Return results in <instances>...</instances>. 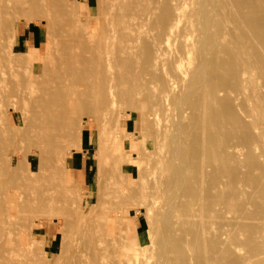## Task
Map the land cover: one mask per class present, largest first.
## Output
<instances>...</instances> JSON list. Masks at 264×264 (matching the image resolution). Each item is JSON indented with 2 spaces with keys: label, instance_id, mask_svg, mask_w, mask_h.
<instances>
[{
  "label": "rangeland",
  "instance_id": "1",
  "mask_svg": "<svg viewBox=\"0 0 264 264\" xmlns=\"http://www.w3.org/2000/svg\"><path fill=\"white\" fill-rule=\"evenodd\" d=\"M149 1L151 2V3L149 2V4H151V5L155 4L154 0H149ZM192 1L193 0H191V1L187 0L186 1L187 2V10L196 8L197 0H194L193 3H192ZM129 2H131V0ZM161 2L162 3H160V4H162V5L165 4L164 1H161ZM188 3H189V5H188ZM79 4H80V6L77 9L78 14L76 12L77 15H75V13L72 14L74 16H71V15L69 16L68 15V17L66 19L69 20V18L72 17L73 20H72V18L70 19L72 21L71 23H73L72 26L74 28V25L76 24V26H77L76 30L78 31V30H80L81 23L85 25L86 22H84V21H87L86 24L88 25V22H89L88 18L89 17L95 18V19H97V25L95 27V30H94L93 34L95 36H98L99 34H102L103 30H104V27H103L104 23H98L99 14H98V11H97V8H98L97 3L93 2V1H88V0H79ZM160 4H159V8L160 7L162 8V6ZM193 7H195V8H193ZM133 10H134V12H136L135 9H133ZM159 10L160 9L157 10V14H158ZM130 13H132V14H130ZM136 13H138V12H136ZM129 14H130L129 20L130 19L132 20V17H134L133 18V20H134L138 16L137 14L133 13V11L130 12V10H129ZM220 14H222V13H220ZM135 15H137V16H135ZM75 16L76 17L79 16L78 19H76ZM74 19L76 21H74ZM79 19H80V23H79V21H77ZM184 19H186V17L183 18V22H184ZM74 22H77V23H74ZM181 24H183V23L181 22ZM87 25H85V27H87ZM7 28H6V32H4V40L2 41V45H1V48H0V78H1L0 79V86H1V89H3V87H4V90H2L1 103H0V105H2V107L0 106V108H1L0 109V119H1L0 120V122H1L0 125L2 126V127L0 126V130H1L0 134L2 133L1 136H0V142H2V143H0V148L3 150L2 153L4 155L3 157H4L5 161L11 159V157H13L14 155L17 154V160L20 161L21 158H22V161L24 162V164H23V162H21V164H19L18 161H15L13 163V165H12V168L14 169V173H10L9 172V174L1 175L0 176V181L3 184H5L4 186H6L5 187L6 189H10V187H11V189L13 188L12 191H14L13 193L15 195H18L19 192L21 194L24 193V195L26 193V194H29V197L31 199H34V201H30L29 202L30 207H31V209H30L31 210V214H29L30 210L28 211V209H29V207H28V209H22V211L19 210V211L15 212L13 214L15 218L12 216L13 219L11 218L10 223L0 221V226H1L0 228H2V229L4 228L3 230H5V232L7 230V232H9V237H11V238H9L10 240L8 239L9 242H6V243H8V246H9V247L7 246V249L11 250V255H13L15 257V259H17V263L18 264H132V262L134 264H161V262H162V264H189L190 261H191L190 264H196V262L199 261L198 256H200V254L197 256L196 255L197 252H195V250H196L197 246L200 245V247L198 246L199 247L198 251L200 252L201 244L203 245L205 243V241L208 240V237H209V236H206L207 233H205V232H209L211 237H212L211 234L213 232H214V234L216 233V235H215L216 237L219 234H220L221 237H222V235H224L223 241H221L222 238L219 239L220 236L217 237L218 240L215 237V240L213 242H215V241L218 242L219 241L218 243L215 242L216 244L214 243L217 247L214 246V244H211L212 240L214 239V236L212 238H209V240L211 239L209 241V242H211L210 246H208L209 245L208 241H207L208 242L207 245L205 243V246H203V248L208 249V251L211 254L215 253V249H216V253L213 254V255H214V257L216 256V254H218V256L220 255V257L217 256L218 257L217 259H220V260L222 259L221 261H223L224 258L226 257V259H225L226 262L225 261H224L225 263L221 262L222 264H230V263L231 264H239V263L240 264H243V263L244 264H249V263L250 264H264V224H263L264 219H263V222L259 221V219H260L259 216H261L262 212H264V211L261 210V209H258L257 206H256L257 208L256 207H252V205L250 206V204H252L254 202L259 203L257 201H254L255 199H257L255 196H258L259 193H260V191H259V193L257 191V189H259V186H258L257 189H255L257 191L258 195H257L256 192H253L252 195H254L255 193L256 194H255V196H252L251 193H252V190H254L253 188L255 186L257 187L256 184L257 183L260 184L259 183V178L260 179L262 178V177L257 176V175L258 174L261 175V173H262L261 171H263V170H261L259 172V170L264 167V166L262 167V163L264 161V157H263L264 156L263 155L264 154V150L261 147L258 148L259 146L250 147L246 142L245 143L247 145L243 142L245 140L244 139L245 136L242 137V135H244L243 132L245 133V131L243 130V127L245 128V130H248V132L246 131L247 134L248 133L251 134L253 132V131H251V128L254 129V127H253L254 125L252 126V124H251L252 121H251L250 124H251L252 127L250 128V126H249L250 124L248 125V123H249L248 121L250 119L251 120H253V119L251 117H249V119H247L248 116L245 117L244 111L241 112L242 108H243L242 104L244 103V101L242 99L243 98L242 91H240L239 87L237 88L239 90L238 91L239 95L241 94L240 95V99H239V97H237L238 94L236 92H235L236 94L234 93V91H236V90L233 87L230 86V83H232V81L234 82L235 78L232 77L233 75L229 77V75H231V70L228 71V72L225 71V69L226 70L228 69L226 64H225V61H224L226 58H227L226 60L228 61L227 62L228 65L230 66L231 69H233L232 68L233 67L232 66L233 65V63H232L233 60L230 57L231 53L226 52L228 47H227V45L224 46L226 43H224V44H223V42L219 43L220 40H215L213 44H216V45H212V47L215 50L214 53H215V56L217 57V59L221 58L223 60L224 66L221 65L222 63L220 65L223 66L224 68L221 67V69H219L218 68L219 65L218 66L216 65V67L213 65V64H217V62H216L217 59L215 60V58H214L215 56H214L213 50H212L213 48L210 45L209 46L211 48H209V46H207L208 48L206 47L204 49L203 48L201 49V47L199 46V43L197 44L196 42H195L196 43L195 47L192 48V50L193 49L197 50V48L199 47L198 51L200 53L198 51H196V52H198L197 55H196L195 51H192V52L190 51V54L188 56H190V59L193 62L190 63L189 61H191V60L189 59V57H186L187 59H184L185 61L183 60L184 61L183 62V66L187 67L186 66V61H187L190 64H192V63L194 64V62H195V65L198 64V66H200L199 68L202 71H204L202 68H204V67L206 68L205 69L206 75H205V77H203V81H200V84L198 83L199 85H195L196 88L198 87L200 89L199 90L200 93H197L198 89H196V93L198 95L200 94L202 96L199 95L200 97L199 96H198L199 98L197 97L199 100L196 99L194 101H197V100H198V102L200 101L199 103H200V106L202 105L201 107H203L204 104L202 102L205 99H206L205 104L208 101L207 95L206 96L203 95V94L206 93L203 90H206L205 88H207V86L204 88L203 85H206L208 82H212V80H215L213 82H215V84L216 83L218 84V82L220 80L219 78H218L219 80L216 78L218 81L216 79H211V78H209L208 75H211L214 78H215L214 74H216V77H219L218 75H222L220 78L222 79L221 81H223V82L221 84L220 83L221 81H220L219 84H221V86L218 84L217 88L220 86L223 90H221V88L219 87L220 91L217 93V95L219 93L220 94H219L218 97L216 95V98H215L216 100L218 99L217 100L218 101V103H217L218 105H215L216 102H217L216 101L215 103H213L214 106L215 107L218 106L217 110H219V108H220V109H224V110L226 109L225 111H228L226 105H228V104H229V106L232 105V103L230 104V102H232V101L228 102V100H232L231 97L236 96L237 99H236V97L233 98V100L236 99V103H235V101H233V102H234V104H238V105L237 106H233L234 105L233 104L232 106L236 107V110H237L238 107L242 106V108H241V111H240L239 108H238V111H235V109L232 106H230V109H234V113H232L233 111L230 110L226 114L227 117L224 116V114L226 112L224 110H221V112L222 111L225 112V113L222 114L224 116L223 118L227 119V120H225L226 123L224 121H222L223 119L222 120L220 119L221 120V126H222V124L225 123L227 125L226 126L227 128H228V126L229 127L231 126L232 128H231V130H229L230 128L227 129L226 127H224L223 131H221L220 134H221V137L223 139V137L226 138V136H225L226 135V133H225L226 131L227 132L229 131L230 134L234 133V135H231L234 138H231L230 136H228V135H230L229 133H227V136H228V139H230V138L233 139L236 142V144L233 142V140L230 141L231 139L227 140L226 142H224L225 141L224 140L223 142L226 144L228 141H230L231 145L234 144V146L238 145L237 143H239V146H242L243 143H244V145L241 148H244L245 151H247V153L245 151H243V152H245V154H244L241 151V148L238 146V147H236V149L232 148L230 150L231 152L230 151H229V153L226 152L225 154H223L224 156L221 157L222 154H219L220 151H218L217 150L218 147H216L217 143H221V142H219L220 140L217 142L216 141L217 139H215L216 137L217 138L219 137V133H218L219 130L218 129L222 130V127H223L222 126L220 128V125L218 124V123H220V120L217 117H219V115H220V118H221V114L218 113L219 111H217L216 108L213 107V105H212V107H210L211 109L208 108L210 106V104H212V103H209L208 104L209 106H206L208 110L206 108H203V109L206 110V112H204L205 111L204 110L201 113V107H199L198 105H196V106L199 107L198 110L200 112L198 110H195L194 109L195 108L194 104L195 103L199 104L198 102H195V103L193 102V99L196 98L195 93H193L195 95L194 98L192 97L193 94L190 95L191 98H193L192 99L193 104L191 102V105H193L192 108H189V107L187 108L186 107V106H188V104L186 105L187 101H184V102L180 101V95H183V97H184V98H182V96H181V100L182 99L185 100V96L187 97V95L185 94V90H187V89H184L183 87L187 88V85H189V83L188 84L186 83L185 85H183L185 82L183 83V82L180 81L181 82L180 83L179 81H176L177 79L176 80L174 79L175 78L174 74H172L173 76H171V74L169 75V73L172 72V67H170V65H172V64L170 62H168L171 59L170 56H172L174 51H175V53H178V52H176L177 50L179 51V49H178V48H180L179 47L180 44L178 46V43L180 41L179 39H177L178 41H173V40H176V39H173V40H171L173 42H171V43L169 42L170 45L167 44V47L164 46L165 48H163V53H164L165 56L162 53L163 56H161V57L163 59L159 60V65L158 66L162 65L160 63V61H162V63H165V61L168 60L165 64H163V65H166V66H167V63L170 64V65L168 64L167 67H169V68L166 70L168 75L171 76V77H174L173 78V80L175 82L174 85L180 83L181 87L183 86L182 87L183 89H181L180 84L176 85L175 86L176 88L174 87L176 90L173 89L174 91H177L175 93L172 90V92L174 93V95L176 97L172 94V92L170 93V95L172 94L175 97L174 98L175 100H177V98L179 97V102L180 103L182 102V106L184 104L185 105L183 107H181V104L178 102V100L175 101V103H173L174 99L173 98H172L173 100L171 99V97H173V96H169V103L172 106L171 110H169V111H171L172 113L171 112H167V113H170L169 116L167 115V113H166V115H165V113L163 115L160 114V116L162 118V122H163V125H164L163 127L165 129H168V126H169L170 129H168L169 130L168 132H167V130H165V132L162 131V132H164L162 135H165L164 138H162L163 137L162 135H161L162 137H160V135L157 137L158 133L157 134L155 133V132H158V130L156 129V125L152 126V124H153L152 120L150 122H149V120H147V115H146L147 114V109H145L147 107L142 102L144 97H146V93H143V92H145L147 90V88H149L151 90L152 85H150L148 87V84L151 83L150 80L154 79V78L149 79L150 76H151V75H149L151 73V72L149 73V71H151L152 68H153L152 69V74L153 73L154 74L155 73L158 74V75L155 74L154 77L158 76L157 81H159V84L161 83V80H164L165 82L162 81V83L166 84L167 75H166V77L164 79L161 78V77H164L165 73H166V72H164V74H163V70L161 71V68H163L165 70L166 66H163V67L156 66L154 68L152 65H149L150 63L148 64V60L145 59L142 56V54H141V53L144 52L143 55L145 54V57L147 56V53H146L147 52V48L142 46V43H141L142 41H143V43L145 41L144 38L146 37V31H148L147 29L149 28V27L148 28L146 27L147 29H146V31H144L145 32V36H143V38H142V34H144V32H142L141 38L139 39V41L142 40V39L143 40L140 41V43H138V45L141 44L142 47L139 45L140 47L136 46L138 49H136V47H130V49H129V52H132L131 48H133V50H135V52L137 51V53L139 51V55L142 56L143 60L144 59L146 60V62H144L142 64L143 65L146 64V65L145 66H141L142 65L141 63H140L141 65L140 64H136L137 67H140L141 71H139L138 70L139 68L136 67V69H135L136 73L134 71H133V73H131L132 70L136 66L135 63H137V62H135V61L139 60L138 63L142 62V60L140 61V59H142V58L139 57V55H137V53H136L137 57L135 56V59L133 57V59L135 60V61L134 60L133 61L135 63H130V64H133V65H131L130 69L132 68V66L134 68L131 69V71H129L130 69L128 70L127 68H125V70L127 69L132 75L133 74H138V76H137L138 79H140L142 76L144 77V75L147 77V73H149L148 74L149 78L148 77L147 78L144 77L147 80L149 79L150 83L147 80H145L148 83V84H146L147 86L145 85V83H146L145 81H144L145 83L142 82L144 78L140 79V80H142L141 81L142 83H140V84H143L144 87L146 86L147 87V88L145 87L146 90H145V88L143 86L140 87L141 85L138 86V84L135 83L138 79H136L133 82H131V83H133V85L129 82L132 86L136 85V87L142 88L140 90V92L142 93L141 95H143V96H141L143 99H140L141 103L138 102V104H140V106H137V103H134L132 101V99H133V100H135V102H137L139 100V98H141L140 97V93L136 94L139 91V90L137 91V89H136V92H134V93L136 95H139L138 96L139 98H137V96L135 94L134 95L136 97H133L134 95L132 96L131 95L132 93H130V92H129V94H130L129 97H127L126 96V91H125L127 88H124L125 86H123V88L125 90H122V91L125 92V96L126 97H123L124 94H121V95H123L122 96L123 100H122V97L120 96V89L122 88V84L123 83H120L122 81V79H121V81L119 80L120 78L118 76V73L120 72V69H122L124 65L119 64V62L116 63L119 66H117L115 64L112 65L110 70H112L111 72L115 73V77L117 78V79L116 78L115 79L119 80V81H116L114 79L116 81L114 86L118 85L117 86V91L118 92L114 91L116 86L113 88V92H114V95L117 94L116 97H118V93H119V97L121 98L119 100H118V98H116L118 100V101L116 100L118 102V105L119 104L120 105L118 106L117 103L115 104L114 112L111 111L113 113V116H112V113L110 112V109L108 107H100V108H98V106H100V105L103 106V105H107L108 104V96L105 97V99H104V96H106V95H104L103 97H98V99L96 98L97 101H96V99H92V100H94V103H93V101H91L90 104H92V103L93 104H92V107H89V108H93L92 110H94V106H95V110L93 112H91L92 111L91 109H89L90 110L89 111L88 108H87V110L84 111L85 108H83V109L81 108V110H79V112H81V113L78 112V114H77L78 117L76 116V123L75 124L72 123L69 118L61 117L60 122L63 123V128H65L67 126L66 124H70L71 126H75V128L71 131V134H69L71 136L64 142V145H59L58 147H51L50 149L47 150L46 153L43 154V156H42L43 158H40V156L37 153H34L35 145L33 144V141L30 140V138L33 136L32 128H31L32 116H31V113L28 110L29 108L24 105V103L22 102L23 100L21 98H23V93H24L25 90H27L26 89L27 86H28L29 89H31V87H33V82L31 80H29L28 77L25 74L26 71H28V69L33 66L32 64L36 63V61L34 59H39L38 60L39 64L43 63V65H47V66L51 67L53 65L55 56H56V58L59 56V53L57 51V49L59 47L58 46L59 38L53 33L51 28L48 29L46 27V19L45 18L37 19V17H35V16L31 17L30 15L27 18L18 16V15H13V17L11 19V22L9 23ZM26 29L28 30V33H30L31 41L28 40V37H27V35L25 33ZM47 30H48L49 33L47 32ZM5 33H6V35H5ZM97 33H99V34H97ZM194 34H196V35H194ZM190 35L191 36L193 35V38L192 37L191 38L188 37L190 39L189 40L190 42H192L191 41L192 39H195V41H197L199 35H198V32L196 30H195L194 33L191 32L189 34V36ZM228 37H229V35L226 36L227 39H228ZM117 40H119V41H117ZM116 41L117 42H115V43H118V44H120V42H121L120 39H116ZM221 43L223 44L224 49H223V47H221L222 46V45H220ZM130 44L131 43H129V46H131ZM217 44H218V46L220 48L218 47L216 49L215 46H217ZM116 46H119V45L116 44ZM52 47H54V48H52ZM49 49H50V51H49ZM139 49L141 51H143V50L144 51L141 52ZM167 49H168V51H167ZM206 49H207V51H206ZM208 49L212 50V51L211 50L210 51L212 52V55L214 56L211 59V63L212 62H214V63L211 64V65H213L215 70L218 68V70H216V71H219V73L218 72H216V73L213 72L214 73L213 74L212 71H215V70L211 69L213 67L210 68L211 70L208 67V66H210L209 65L210 61L208 62V60L205 59V58H207L209 56H212V55H208V54H211V52ZM218 49L220 50V53L217 52V51H219ZM114 50H115V47H114ZM145 50H146V52H145ZM223 50H224V52H223ZM54 52H55V54H54ZM204 52H205V55H203ZM17 53L19 54V56L17 55ZM30 53H31V55H30ZM200 54H201V56H199ZM132 55L134 56V52L129 53V56L132 57ZM138 57H139V59H138ZM201 57H202V59L199 60ZM228 57H230V58H228ZM168 58H170V59H168ZM209 58H211V57H209ZM136 59H138V60H136ZM202 60L205 61V63ZM222 60H220V61H222ZM130 62H132V61H130ZM229 63L232 64V65H230ZM130 64H128V67H129ZM147 64H148L149 67H151L150 70L148 69V67H146ZM126 67H127V65H126ZM207 67H208V69H207ZM41 68L42 67H40V70L43 69V68L42 69ZM116 68H118V69H116ZM113 69H114V71H113ZM144 69L146 70V72H145ZM116 70H117V72H116ZM147 70H148V72H147ZM153 70H156V72H153ZM122 71H124V69ZM208 71H209V73L211 72V74H208ZM140 72L141 73L144 72L146 74L143 73L142 76H141ZM196 72H197V70H196ZM196 72H194L195 73L194 77H196V76L199 77L198 74L196 75ZM199 73L201 74L202 72L199 71ZM224 73H225V75H226V73H228V78H232L233 79V80L231 79L232 81L230 83L228 82L230 79L226 78ZM131 74L129 75V77L131 76ZM131 77L129 79H131ZM134 77L136 78V75L135 76L133 75L132 78L135 79ZM204 78H205V80L207 82L204 81ZM225 78H226V80H225ZM23 80H26V81H23ZM155 80H154V82H156ZM258 80H259L258 85L262 86L261 88L263 89L264 88L263 87L264 86V75H260L258 77ZM10 81L13 82V84ZM130 81H132V80H130ZM23 82L25 83V87H24V83ZM118 82L120 83V85H119ZM138 82H140V81H138ZM205 82H206V84H205ZM256 82H257V80H256ZM21 83L23 84V86H22ZM223 83H225L224 86H223ZM125 84H127V82H125ZM154 84H153V87L157 86V88H156L157 92L155 91V88H152V91H154L157 94V93L160 92L159 87H161L160 86L161 84L159 86H158V82H156ZM232 84H231L232 86H235V82L232 83ZM131 85H129V86H131ZM228 85L231 87V89L233 88L231 91H229L230 89H227L229 87ZM21 86H22V89L24 88L23 90L20 88ZM129 86H127V87H129ZM166 86H164V87H166ZM178 86L180 87V89H179ZM130 88H128V89L130 90ZM163 88L161 87V91H162ZM149 89L147 90V92H149ZM183 90H184V92L182 94L181 91H183ZM11 91L13 92V95H12ZM122 91H121V93H124ZM152 91H151V93H152ZM225 91H226V93H225ZM14 93H17L18 96H17V94H14ZM221 93L222 94L224 93V95H222ZM225 94L226 95L229 94V98L226 97ZM150 95L151 94H149L148 96H150ZM153 95H154V93H153ZM5 96H7V97H5ZM219 97L220 98L224 97L225 100H227L226 102H221V105L223 106V108H221L222 106H219L220 105V101H219L220 98ZM100 98H103L102 101L104 102V104L102 103V101H100L101 104L98 102ZM124 98L127 99V101L131 100L130 101L131 103L129 102L130 104H128L127 102H125ZM135 98H137L138 100L135 99ZM191 98L188 101L189 103L191 101ZM222 98H221V101L224 100ZM238 99L241 101V103H240V101H238ZM209 100H210V98H209ZM143 101L145 102V104H147V99L146 98ZM13 103L15 104L16 107H14ZM224 103H226V104H224ZM172 104H175V105H172ZM176 104H177V106H176ZM178 105H180L179 106L180 109L182 108L181 110H179V108H177ZM13 107L17 111V114L15 113V115L12 117V115H11L12 113L11 112L13 111V109H12ZM175 108H176V110H175ZM184 108H185V110H186V108L188 109V111L186 110L187 113L185 112ZM26 109H27V111H25ZM191 109H194L193 113L195 112L194 115L197 116V118H196V116L192 117L194 119V121L196 122V124L194 123L195 126L197 125L196 129H197V127L199 128L200 125H203L206 122L205 124L207 126L205 124L204 125L206 127L212 126L213 130H211V131L215 132V130H214L215 127L214 126L216 125V122L218 121V123L216 125L217 126V128H216L217 132L213 133V134H210L211 136L213 135V137H214V135L215 136L217 135L214 138L215 140L210 135H207V134L211 133V131H210V129H212L211 127L209 128L210 132L208 131L209 133H205V134H204V132L206 131L205 126H204L205 131H202V126L200 127L201 129L199 131L200 132L202 131L201 133H199V131L197 129V132L199 134H202V133L204 134V138H203V134H202V136L200 135V137L203 138L204 142L206 141V143H205L206 146L202 145L203 142L201 144V141H202L201 139L202 138L200 139L198 133L194 131L195 129L192 130L193 128H191L192 127L191 122H193V119L191 120V118H190L193 115L191 113V111H192ZM213 109H215L216 112H214ZM3 110H5V111H3ZM182 110H184L183 111L184 114L181 113L183 116L180 115L178 117V114H180V112ZM197 111L199 112V115L197 114L198 113ZM208 111H210V112H208ZM173 112H174V114H173ZM230 112L232 114H235V113L238 112L239 114L237 113V115L236 114L235 115L237 117L240 115V117L235 118L236 116H234L232 114H231V116H229ZM185 113H186V115H185ZM188 113H190V114H188ZM214 113H218L219 114V115H217V117L213 116L214 118H217L216 122H215L214 118L208 117V116L214 115ZM118 114L119 115L121 114V116L119 117ZM172 114L174 116L173 119H172L173 116H171ZM200 114H201V116H200ZM203 114L204 115L206 114L205 119H206V117H208V118H207V120H205V122H202V124H201V121H200V119L198 120V118H200V117L204 118ZM207 114H209V115H207ZM241 114H243L244 117L241 116ZM184 115L187 118L186 117L184 118ZM256 116H258V120H259V118H261L262 115L258 114ZM150 117L152 118V116H150ZM165 117H167L166 120L168 119V117L171 120L170 121L167 120V123H165L166 122V120L164 119ZM241 117H243V119H241L240 121L243 120L244 123L243 122L242 123L245 126L239 125L241 123V122L239 123V119ZM115 118L116 119L119 118L121 120V127L120 128H117V126H115V123H116ZM182 118L185 119V122H184L185 125L183 124L184 120ZM209 118H211V121L214 119L213 120V123L215 122L214 125L208 124V122L211 123L210 121H208ZM188 119H190L191 127H189L190 124H186V123H189ZM181 121H182V123H181ZM198 121L200 123L199 126H198ZM202 121H204V120H202ZM81 123H82L83 127L80 130V128H77V126L79 127V125ZM25 124H27V125H25ZM165 124H167V127H165ZM28 125H30V126H28ZM186 125H188V126H186ZM208 125H210V126H208ZM225 128L227 129L226 131H225ZM173 129H175V130H173ZM77 131L80 134V136L78 135V137L76 136L77 135ZM172 131H174V132H172ZM175 131H177V134H176ZM11 133H14V134H11ZM153 133H155V136H154ZM159 134H161V133H159ZM206 135L209 136L210 139L212 138V140L216 141V143L214 141H211L209 138L207 139V137L205 138ZM178 137H179V140H178ZM241 137H242V139H244V140H240V141H242V145H240V141H239V139H241ZM173 138H175V139H173ZM184 138L187 139V140H185ZM218 139H220V138H218ZM11 140H13V141H11ZM172 140H173V144L174 145L171 143ZM237 140H238V142H237ZM155 141L158 142V143L155 144L156 143ZM208 141L210 143H212V144L215 143V146L212 145L213 147L211 148V145L207 144ZM12 142H13V144H12ZM189 142H191L192 145H195L196 147L191 146L189 144ZM193 142H194V144H193ZM223 142H222V145H224ZM18 143H20V144L18 145ZM107 144H108V147L106 146ZM182 144H183V146H182ZM188 144L192 147V149L194 148L193 151L194 150L197 151L198 149H199V151L201 150L202 153L200 152V154H199V151L197 152V155H198L197 157L198 158H199V155L202 156L203 154H205V153H203L204 149L202 148V146H205L207 148L208 145H209L210 147H208V149L211 151V156L214 153L213 156H212L213 157V161L210 160L211 162H209V163L213 162L212 164L218 165V163H214L216 158H217L216 162L219 161L218 158H221V159L224 158L225 159V162H224L225 164L221 162L223 160L222 159L221 161H219V163L221 162L220 167H223V169H225V170L227 169L226 170L227 172L229 171L228 173L225 171L226 175L228 174L229 177L226 176V175H223V171L224 170L221 169L222 173H218V174H221L222 176H224V178H226V180L223 179V177L221 175L217 174V172H216L217 170L215 171L216 167L214 165H212V164H210V165L204 164V167H206V169H203L204 167L202 166V171H197V168L195 169V166L197 164H199L198 162H200L201 159H202V162H205L203 160V158L204 159L206 157L208 158L210 152H209L208 149L205 148L204 152H206V153L209 152V153L207 154V156L203 155L202 156L203 158L201 157V159H198L199 161L196 162V164H195V161L193 162V160L196 159V157H195L196 155H194V153H196V152L191 151V152H193V156L194 157L191 154L190 155L192 157L189 156L188 154L190 152H188V150H189ZM222 145L220 146V149H223ZM17 146H18V148H17ZM109 146H111V147H109ZM173 146H176L177 148L176 147L173 148ZM244 146H246V148ZM183 147H185V149H183ZM186 148H187V150H186ZM17 149H18V151H15ZM177 149H179L178 152L179 151L181 152L182 149L187 151V152H185V156H183V154H184L183 151L180 153L182 155L181 156L176 151ZM237 149L238 150L240 149L239 152L241 153V155L239 153V156L242 157V159H243V157L246 154L247 155L249 154L246 157L251 156L249 158H252V161L251 160H249V161L251 162L252 166L256 164L255 166H253L254 169H257L256 171L255 170L253 171V172H256V174H255L256 176L255 175L252 176V174H251L252 171L247 170V168L250 166V164H249V166L247 164L249 162L248 161L249 158L246 159L248 162L247 161L245 162V158H244V163L240 162L241 164H245L244 166L239 164V161L243 162V160H241V158L239 156H236V155H238V154H236L238 152ZM244 149H242V150H244ZM98 150L101 151V155L100 156L98 155V153H99ZM173 150H174L175 153L173 152ZM216 150L218 152H216ZM232 150H233V153H235L236 155L233 156ZM252 150H253V152H252ZM29 151H33V153H34V154H32V167H31V169H28V167H27V165L25 163V160L23 159L24 158L23 154H25L26 152L29 153ZM108 152H109V154H108ZM110 152H111L112 155L110 154ZM113 153H115V155L116 154L117 155L115 156ZM165 153H167V154H165ZM168 153H169V156H168ZM173 153L174 154L178 153V155L181 158L182 157L183 158L186 157V159L188 158L187 159L188 161H186L185 158L184 159L182 158L185 161V163L182 161L183 165L184 166L186 165V167L188 166L189 168L192 166L190 168V170L193 171L195 169L196 171L194 170L195 171V172L193 171L194 173H197V172L200 173L201 172L199 174V175H201V174H203L205 172L204 173L205 175L204 174L203 175H204V178H206V180L204 179V181H207V182H204L202 180L201 183H203V182L204 183H203V185L201 184V186L199 185L200 187L198 186L199 189L196 186L197 185L196 178H198V184H199L200 183L199 180L203 179V177L202 178L197 177L198 173L195 174L196 178L193 181V182L196 181L195 182V184H196L195 186H193L194 183L191 185L192 182L190 184L187 183L186 181H185L186 182L185 184L183 183V185H185V186L187 184V186L189 185V187L190 186L196 187V189L193 188L192 191H191L192 193H194L196 191L195 192L196 195L192 194V195H194L193 196L194 198L197 195H198L197 197H199V198H201V197L204 198L202 195L205 194V196H206L207 194L205 192H207V191L208 192L209 191L213 192L212 197L216 196V194H218V196H216V197H218L219 200H220V197H221L222 200H220V201L222 203L218 202V206L215 205V204H217L216 202L215 203L213 201L208 202V203H212L213 202L214 204L213 203L212 204H213V206L215 205L214 207H216V208H214L211 205H210L211 206L210 208H209V205H208V207L205 206V207H207V209H211L212 207L214 209H217V210L213 211V214L215 212L214 221L211 222V219H213V217L212 218L209 217V215L210 216L212 215L211 213H209L207 215L208 211L204 212L206 210L205 207H204L205 210L201 209L202 208L201 205L204 204L205 201L202 203L201 199L200 200L198 199V202L195 201V203H193L194 202L193 200H195L196 198L193 199V200L191 198V201H193V202H191L193 206L190 204L189 196L190 197L192 196L190 191L186 193V191L188 190L187 186L183 187V186H181V184H179V180H178V177H177L178 173L176 174L177 178L174 176V173H176L177 170H176V172H174V169L172 171V168L178 169L179 163H180V161H176L175 162V160H179L180 157L177 155L178 158L177 157L173 158V155H174ZM253 153H255V154H253ZM120 154H123V155L125 154V156H123V155L120 156ZM171 154H172V158H173L174 161H170L171 160V157H170ZM215 154L216 155L219 154V155H217V157H216ZM242 154H243V156H242ZM58 156L63 158V159H61L62 163H60V164L57 163ZM166 156H168V157L166 158ZM187 156H189V157H191L193 159L192 162L190 160L191 158H189ZM232 156L233 157L236 156V161H234L235 158L233 159ZM18 157H20V159H18ZM120 157H122V158H120ZM161 157H162V159H161ZM214 157H216V158H214ZM115 158H116V163H118V164L115 163L118 166V170L116 168V165H113L114 162H115ZM207 158L205 159V160H207L205 163H208L209 159H207ZM163 159H164V161H163ZM167 159H170V160H168V162H166ZM210 159H211V157H210ZM254 160H255V162H254L255 164L253 163ZM61 161H58V162H61ZM112 161H114V162H112ZM188 162L191 163L192 165L189 166L190 164ZM110 163H112V164H110ZM193 163L195 164V166L193 165ZM233 163H235V164H233ZM236 163L240 167L237 166L238 167L237 168L236 167ZM51 165H53V166H51ZM174 165L175 166L177 165L178 167L177 166L174 167ZM234 165H235V167L237 169L240 168L239 170L235 169L237 172H234V170H233L234 169ZM225 166H227V167H225ZM241 166H243L245 168H243ZM252 166L249 169H251ZM120 167H124V168L127 167V168L119 170V169H121ZM211 167H213L215 169H213ZM56 168H57L58 171L56 170ZM189 168L186 171H187V174L190 173L189 177H191L194 174L191 175V172H189L190 171ZM192 168H194V169H192ZM199 168H201V165H199ZM253 168L251 170H253ZM212 169L214 171H213V173H210ZM241 169L242 170L246 169L244 171L245 172L244 175H243L244 172H241ZM23 171H25V172L23 173ZM67 171L69 172V175H68ZM219 171H220V169H219ZM246 171H247L248 174L250 173L251 176H248V174H246ZM206 173H208V174H206ZM209 173L212 174L213 179H212V177L208 176ZM235 173L239 175V178L241 177L242 181H240L241 179L236 178V176H238V175H236ZM23 174H25L24 177H23ZM47 174H49V175H47ZM233 174L235 175V177L233 176ZM170 176L174 180L177 179L176 182L175 181L174 182L177 185L179 184L178 186L177 185L174 186L175 184H174L173 180H171L172 182L170 181ZM186 176H185L184 179L187 178ZM219 176L223 179V180H221L222 182L224 181V183H226L227 180H228L227 178H230L231 179L230 182H233V183L229 182V185L230 184L234 185V183H235L236 186H234V188H238V190H239V187H241V189L244 190V192L246 191L245 193H243V191H241L243 194H245L243 197H242L243 194H241V192L239 191V193L241 194V199H239V198L238 199L240 201L236 198V197H238L236 195L238 194L240 196V194L237 193L235 195L234 191H233L234 188H232L231 190L228 189L227 190L228 194H226V192H225L226 195H229V193H232V191H233V195L230 194L233 197H230V195L228 197H223L224 193L221 196L220 192L226 191V186L224 188L225 190L223 188H222L223 189L222 191L219 190V189H221V188H219L217 186L218 179L220 181V178H218ZM159 177H161V182H164V180L166 181V182H164V184L165 183L167 184L168 183L167 181L169 180V184H167V186L168 185L169 186L168 187L165 186L166 184L165 185L164 184L163 185L162 184H158L159 183L158 180H160ZM242 177H244V178L246 177L247 180H245L246 178L243 180ZM251 177L252 178L254 177L253 179L256 180V182H255V180H253L254 182L251 180L252 184L255 183L254 184L255 186L252 185L254 187L249 185V184H251L249 182ZM154 178H156L157 180L154 179ZM192 179H194V176L192 177ZM235 179L237 181L239 180L240 182L239 181L238 182L241 183V184H239ZM33 180H36L35 183H33ZM154 180H156V182H158V183H156V186L153 184V183H155ZM189 181H191V180L189 179L188 182ZM4 182H6V183H4ZM170 182L173 185H171ZM16 184L18 185L17 187L15 186ZM31 184H32V187H31ZM62 184H63V186H62ZM120 184H122V185H120ZM227 184H228V182H227ZM159 185H162V187L165 186L167 190L166 191L163 190L164 187L161 188V186H159ZM153 186H155V187L153 188ZM158 186H159V188H158ZM170 186H174V187H172V190H170L171 189ZM237 186H239V187H237ZM176 187H179L180 189L176 188ZM14 188H15V190H14ZM173 188L174 189L176 188V189L174 190ZM227 188H230V187H227ZM176 190H177V192H176ZM45 191H47V192H45ZM1 192H2V190H1ZM210 192L208 194H210ZM58 193H59L60 196L58 195ZM189 193H190V195H188V197H187L188 199H187L186 196ZM214 193H215V195H214ZM219 193H220V196H219ZM3 194H4V192H2V194H0L1 198L4 196V198H3L4 200L5 199L6 200L10 199L9 193H5L4 195ZM125 194H127V195H125ZM184 194H186V195H184ZM248 194H249V196H251V197H249L251 200H252V197H255V199L252 200L254 202H252V201H248L247 202L246 201V199H249V198H247ZM52 195L56 196V197L52 198ZM123 196L124 197L126 196V197L123 199ZM262 196H264V195L261 193L260 197L258 196L259 197L258 200H260V198ZM36 197H40V199L38 200V199H36ZM131 197H133V198H131ZM206 197L209 198L208 196H206ZM206 197H205V199H206ZM229 197H230V202L228 200V202L225 203V201H226L225 200L224 201L225 206H222L223 205V199L224 198H226V199L228 198L229 199ZM261 199L263 200L264 198H261ZM36 200H38V201H36ZM40 200H42V201H40ZM213 200L215 201L216 199L213 198ZM207 201H209V199ZM207 201L205 202L204 205H206ZM242 201L245 202V205L248 204V205H246L247 208L244 206V203H242ZM188 202H189V204H188ZM196 202L200 204V207H201L200 209L201 210H199V211H201L203 213H206L205 215L208 216V218L210 219L209 222H211V224L213 222L215 223V224L213 223L212 225H208V224L204 225V223H203V225L206 226L208 231L206 229H205L206 230L205 232L202 231V229H204L203 228L204 226H202L201 230L199 228V226H201V222H199V220H200V217H201V215L203 213L200 214V212L197 211L199 206H198V204ZM182 203H184V204H182ZM262 203H264V202H262ZM44 204H47V205H44ZM194 204H197V206L196 205L194 206ZM242 204H243V207L241 206ZM65 205L67 207H65ZM182 205H183V207H181ZM221 206H222V208H221ZM37 207H39V208H37ZM241 207L245 208V209H243L245 214L246 213L250 214V213H248V209H249V212H250L251 208H252V210H254L253 208H256L255 210H257V211H255V212H258V210H259V212L262 211L261 214L259 213L260 214L258 216L259 219H257L256 223L253 222V224L250 225L249 223L251 221L250 222L248 221V223L244 222L245 223V225H244V223H242V224L240 223L241 220L237 222V218L239 219L240 213H241V211H243V210H241ZM218 208H221V210L220 209L218 210ZM58 209H59V211H58ZM211 210H213V209H211ZM252 210H251V213H253L255 215V212L254 211L252 212ZM23 211H25V212H23ZM189 211L191 213H189ZM221 211H223V212H221ZM197 212L200 214V215L198 214L199 215V220L197 219L198 218L197 217L198 216ZM186 214H187V216H186ZM182 215H184V216H182ZM190 215H191L192 219H190L191 218ZM251 216H252V214H251ZM256 216L255 217L254 216L251 217L252 219H250V220L255 219ZM184 219H186V220H184ZM205 219H207V218H205ZM209 219H207V220H209ZM182 220H183V223H182ZM206 222L208 223V221H206ZM233 222H235L236 224L233 223ZM174 223H176V224L174 225ZM254 223L258 225V227L260 229L259 232H257L258 230L254 231L255 229L258 228V227L255 228V226H253V225H255ZM216 224H217V226H216ZM10 225H12V226H10ZM248 225L249 226H253L254 228H250ZM94 226L97 229L94 228ZM168 226H169V228H168ZM209 226H211V228L213 226L212 230L210 229ZM220 226L222 228H224V229H222V228L221 229L225 233L220 228H218ZM82 228H84V229L82 230ZM187 228H189V229L186 231ZM217 228L219 230H221L224 234L221 235V233H222L221 231H220L221 233H217L219 231V230L217 231ZM99 229H101V230H99ZM192 230H194V232ZM195 230L198 232V234L200 236L195 235V232H196ZM198 230H200V232ZM209 230H211L213 232L211 233V231H209ZM172 231H173V233H171ZM191 231L194 233V235H193V233ZM201 231L203 233H205V236L202 237V240L200 238L201 235H203V233H201ZM249 231L252 232V233H249ZM15 232H17V233H15ZM249 234H252V235H249ZM7 235H8V233H6V236H4V237H7ZM184 235L188 236V237H186L187 241H185L187 243L184 244V241H183L182 242L183 245H181L179 243L181 242V240H183V238L181 239V237H183ZM12 236L13 237L15 236V237L13 238ZM195 236L198 237L197 239L200 238L201 241L197 240L195 238ZM204 237H206L207 239L204 240ZM3 238L0 239L1 242H3V240H4ZM12 238H13L12 241L15 240L14 241V243L16 242L15 244L11 241ZM189 238L191 239V241H190ZM5 239H7V238H5ZM184 240H185V236H184ZM188 241H190V243ZM192 241H195V243L192 242ZM203 241H204V243H203ZM191 242H192V244H191ZM197 242H201V244L197 245ZM250 242H251V244H250ZM219 243H220L221 247L219 245H217ZM9 244L11 245V247H10ZM222 244H224V246H222ZM12 245H13V248H12ZM218 246L220 248H218ZM209 247H210V250H209ZM223 248H226L227 250L223 249ZM12 249H14V250H12ZM13 251H14V253H13ZM208 251L205 250V252L209 256V252ZM211 251H213V253ZM202 252L206 255V253L204 251H202ZM252 252H253V254H252ZM4 254L8 255L7 252H4ZM163 255H165V256H163ZM205 255H204V257L202 255L200 256L202 262L199 261L200 262V263L198 262L199 264H202L204 260H205L204 261L205 263L207 261H209V260L206 261V259H208V257L206 255V257H207L206 258ZM191 257L194 259L193 263H192L193 259ZM214 257L213 258L211 257V259H214V260L210 259L211 263H209V264H212V262H214V261L215 262H217V261L219 262V260L216 261L215 260L216 257L215 258ZM245 257H246V259H245ZM202 258H206V259H202ZM260 258H262V259H260ZM140 259H142V260H140ZM195 260H196V262H195ZM216 264H218V263H216Z\"/></svg>",
  "mask_w": 264,
  "mask_h": 264
},
{
  "label": "bare ground",
  "instance_id": "2",
  "mask_svg": "<svg viewBox=\"0 0 264 264\" xmlns=\"http://www.w3.org/2000/svg\"><path fill=\"white\" fill-rule=\"evenodd\" d=\"M88 1H93V2H96L97 3V5H98V8H97V11H98V14H99V16H98V23H104V30H103V33L102 34H99V33H97V34H99L98 36H95L93 33H94V30H95V27H96V25H97V19H95V18H92V17H89L88 19V25L86 24L87 23V21H84V22H86L85 23V25H87V27H85V25L84 24H82L81 23V26H80V30H76L77 29V26H76V24L74 25V28H73V26H72V24L73 23H71L72 21L70 20L72 17H70L69 18V20H67L66 18L68 17V15L70 16H74V15H72V14H74L75 13V15H77L78 14V12H77V9L79 8V6H80V4H79V0H0V48H1V45H2V41L4 40V32H6V28L8 27V25H9V23L11 22V19H12V17H13V15H18V16H21V17H25V18H27L29 15L32 17V16H35V17H37V19H42V18H45L46 19V27L49 29V28H51L52 29V31H53V33L59 38V44H58V49H57V51H58V53H59V56L56 58V56H55V58H54V62H53V65L51 66V67H49V66H47V65H43V63L42 64H39L38 63V60L39 59H34L35 61H36V63L35 64H32L33 66L31 67V68H27L28 69V71H26V76L28 77V79L29 80H31L32 82H33V87H31V89H29L28 88V86H27V90H25L24 91V93H23V98H21L23 101V103H24V105L26 106V107H28L29 109V112L31 113V116H32V119H31V128H32V132H33V136L30 138V140L31 141H33V144L35 145V151H34V153H37L39 156H40V158H43L42 156H43V154L44 153H46L47 152V150L48 149H50L51 147H58L59 145H64V142L71 136V135H69V134H71V131L75 128V126H71L70 124H66L67 126L65 127V128H63V123L62 122H60V119H61V117H67V118H69L70 120H71V122L72 123H76V116L78 117V112H79V110H81V108L83 109V108H85L84 109V111L85 110H87V108H88V110L89 109H93V108H89V107H92V104L94 103V100H92V99H98V97H103L104 95H106V96H104V99H105V97H107L108 96V104L107 105H100V106H98V108H100V107H108L109 109H110V112L112 111V112H114V109H115V104L117 103V105H118V100L119 99H121L120 97H119V93H118V97H116V95L117 94H115L114 95V92H113V88L116 86H114V84H115V82L116 81H121V79H122V81L120 82V83H123L122 84V88L120 89V96L122 97L123 95H121V94H124V96L123 97H129V92L130 93H132L131 95L133 96L135 93L134 92H136V89H137V91H138V93H136V94H139L140 93V97L141 96H143V95H141L142 93L140 92V90L142 89V88H139V87H136V85L135 86H132L133 85V83H131V82H133L134 80H136V79H138V74H133L134 76L136 75V78L135 79H133L132 77H133V75L131 74V73H133V71L135 72V69H136V67H137V65L136 64H142V63H144V62H146V60L145 59H147L148 60V64L149 65H152L154 68L156 67V66H158L159 65V60H162L163 58L161 57V56H163L164 55V53H163V48H165V47H167V44H169V42L171 43V42H173V41H178L177 39H179L180 41H179V43H178V46H179V44H180V48H178L179 49V51L177 50L176 52H178V53H175V51H174V53L172 54L170 51V53L172 54V56H170L171 57V59L170 58H168V59H170L169 61L168 60H164L165 61V63L168 61V62H170L172 65H170L169 63H167V66H168V64L170 65V67H172V72L171 73H169V75L171 74V76H173L172 74H174V77H171V76H169L168 75V73H167V69L169 68V67H167L166 65H163V64H165V63H162V61H160V63L162 64V65H160V66H158V67H163V66H166V68H165V70L163 69V68H161V71L163 70V74H164V72H166L165 73V76L164 77H161V78H165L166 77V75H167V77H166V84L164 85L163 83H162V81H164V80H161V83L163 84H159V81H157V78H158V76H155L154 77V75L156 74V75H158L157 73H153L152 74V69H151V71H149V73H147V77L149 78V76H148V74L149 75H151L150 76V78L149 79H151V78H154V79H152V80H150L151 81V83L149 82V79L147 80V79H145L144 77H146L145 75H144V77L142 76V74L144 73H141V78L140 79H142V78H144L143 79V81L142 80H140V79H138L135 83L136 84H138V86L139 85H141L140 87H144V85L143 84H140V83H142V82H144L145 80H147L150 84H148L147 83V81H145L144 83H145V85L146 84H148V87L150 86V85H152V87H151V90L149 89V88H147L146 86V88H147V90L149 89V92H147V90H146V88H145V92H143V93H146V97H144V99L146 98L147 99V104H145V102L143 101L144 99L141 97V98H139L138 96L139 95H136L137 96V98H139V100L137 99V98H135V99H137L136 101L137 102H135V100H133L132 99V101L134 102V103H137V106H140V104H138V102L139 103H141L140 101V99H143L142 100V102L144 103V105H146V107L147 108H145V109H147V120H149V122L152 120V122H153V124H152V126L153 125H156V129L158 130V132H155L156 134L158 133V135H157V137L160 135V137H162V138H164L165 137V135H162L164 132H165V130H167V132L169 131L168 129H170L169 128V126H168V129H165L163 126V122H162V118H161V116H160V114H164L165 113V115H166V113L167 112H171V111H169V110H171V108H172V106H171V104L169 103V96H173L174 95V93L175 92H177V91H174L173 89H175L176 87V85H179L181 82H185L183 85H185L186 83L188 84L189 83V85H187V88L186 87H183L184 89H187V90H185V94L187 95V97L185 96V100H181V96H182V98H184L183 97V95H180V101H182V102H184V101H187V103H186V105L188 104V106H186L187 108L189 107V108H192L193 107V105H191V102H192V99L195 97V95H196V98L195 99H193V102L195 103V102H198V98L200 97V96H202V95H198L197 93H200V89L197 87L196 88V86L195 85H199L200 84V81H203V77H205V75H206V73H205V67L204 68H202L204 71H202L199 67L200 66H198V64L197 65H195V62H194V64L192 63V64H190L191 62H193L191 59H190V56H188L189 54H190V51L192 52V51H195V54L197 55V53L199 52L198 50V48H197V50L195 49H193L192 50V48H194L195 47V44L197 43H199V46L201 47V49L203 48H206L207 46H211L212 47V45H216V44H213L214 43V41L215 40H220L219 41V43L220 42H223V44L224 43H226L224 46H226L227 45V51L226 52H229V53H231V59L233 60V65L232 64H230V65H232L231 67L233 68V69H231L230 68V66L228 65V61L225 59L224 61H225V64H226V66H227V68L229 69H225V71L226 72H228V71H230L231 70V75H229V77L230 76H232V77H234L235 78V80H234V82H235V86H232L233 84L232 83H234L232 80V78H228V73H226V75H225V73H224V75L226 76V78H228V79H230L228 82L230 83L231 81H232V83H230V86L231 87H233L236 91H234V93L236 92L237 94H238V96L237 97H239V99H240V95H239V90L237 89L238 87H239V89H240V91H242V93H243V101H244V103L242 104V106H243V108H242V106L241 107H238L239 109H240V111H241V108H242V111L241 112H243L244 111V113H245V117H247L248 116V118L247 119H249V117H251L253 120H249L248 122V125L251 123V121H252V126L254 127V129L253 128H251L252 126H251V124L249 125L250 126V128H251V131H253L251 134H247V132H248V130H245V128L243 127V130L245 131V133L243 132V134L244 135H242V137L243 136H245L244 137V139H242V137H241V139H239V141L240 140H244L243 142L245 143H247L250 147H252V146H254V147H257V146H259L258 148H262L263 150H264V88L262 89L261 87L262 86H259L258 85V82H259V80H258V77L260 76V75H264V0H197V2H196V4H197V6H196V8L195 7H193V8H195V9H190V10H187V0H161V1H164L165 2V4L164 5H162V4H160V3H162L160 0H154V3L155 4H153V5H151V4H149V0H131V2H129L128 0L126 1V0H88ZM126 1V2H125ZM189 1V0H188ZM191 1V0H190ZM194 1V0H193ZM193 1H192V3H193ZM129 2V3H128ZM151 3V2H150ZM208 3V4H207ZM159 4L162 6V8L160 7L159 8ZM188 5H189V3H188ZM194 5V4H193ZM195 6V5H194ZM191 8V7H190ZM133 9H135V11L136 12H138V13H136V12H134V10ZM158 9H160L159 10V12H158V14H157V10ZM129 10H130V12H132L133 11V13H135V14H137V15H135V16H137L134 20H133V18L134 17H132V20L130 21L129 20V17H130V14H132V13H130L129 14ZM132 10V11H131ZM195 10V11H194ZM76 12H77V14H76ZM220 13H222V14H220ZM157 14V15H156ZM67 15V16H66ZM27 16V17H26ZM66 16V17H65ZM132 16V15H131ZM76 17V16H75ZM74 17V18H75ZM78 17L79 16H77L76 17V19H78ZM184 17H186V19H184V22H183V18ZM14 19V18H13ZM36 19V18H35ZM27 20V19H26ZM72 20H73V18H72ZM202 20V21H201ZM74 21H76L75 19H74ZM77 21H79V23H80V19L79 20H77ZM82 22V21H81ZM181 22L183 23V24H181ZM74 23H77V22H74ZM76 26V27H75ZM148 29H147V28ZM8 29V28H7ZM10 29V28H9ZM146 29L148 30V31H146ZM77 32H76V31ZM195 30L198 32V35H199V37H198V39H197V41H195V39H192L191 41L192 42H190L189 40V38H193V35L191 36H189V34L191 33V32H195ZM144 31H146V37L144 38V43H143V39L142 40H140V41H142L141 43H142V46H144L145 48H147V52H146V50H145V52L147 53V56L145 57V54L143 55V51H141L140 49V51L141 52H143V53H141L142 54V56L145 58L144 60H143V58H142V56L141 55H139V51H138V53H137V51L135 52V50H133V48H131V51L132 52H134V56L132 55V57L131 56H129V53H132V52H129V49H130V47H136V46H141V44H139L138 45V43H140V41H139V39L141 38V34H142V32H144ZM47 32H48V30H47ZM9 33V32H8ZM49 33V32H48ZM5 35H6V33H5ZM194 35H196V34H194ZM227 35H229V37H228V39L226 38V36ZM53 36V35H52ZM143 36H145V32H144V34H142V38H143ZM6 37V36H5ZM189 37V38H188ZM197 37V36H196ZM12 38V37H11ZM51 38V37H50ZM116 39H120V44H118V43H115V42H117V41H119V40H117L116 41ZM173 39H176V40H173ZM171 40H173V41H171ZM10 42V41H9ZM52 42V41H51ZM196 42V43H195ZM129 43H131L130 45L131 46H129ZM53 44V43H52ZM116 44L117 45H119V46H116ZM223 44L221 43L220 45H222L221 47H223V49H224V46H223ZM170 45V44H169ZM54 46V45H53ZM139 46V47H140ZM141 46V47H142ZM165 46V47H164ZM176 46V45H175ZM174 46V47H175ZM209 46V48H211ZM12 47V46H11ZM114 47H115V50H114ZM216 47V49L219 47L218 46V44H217V46H215ZM51 48V47H50ZM52 48H54V47H52ZM173 48V47H172ZM208 48V47H207ZM213 48V47H212ZM220 48V47H219ZM226 48V47H225ZM46 49V48H45ZM136 49H138L137 47H136ZM229 49V50H228ZM176 50V49H175ZM209 51L211 50V49H208ZM213 50V54H214V56H215V53H214V48L212 49ZM211 50V51H212ZM219 50V49H218ZM49 51H50V49H49ZM166 51V50H165ZM167 51H168V49H167ZM196 51H198V52H196ZM206 51H207V49H206ZM210 51V52H211ZM217 52H219L220 53V50L219 51H217ZM223 52H224V50H223ZM24 53V52H23ZM53 53V52H52ZM136 53H137V55H139V57H141L142 59H140V61L142 60V62H139L138 63V59H139V57H138V59H136V60H138V61H135L134 59H135V56H136ZM162 53H163V55H162ZM167 53V52H166ZM169 53V54H170ZM200 53V52H199ZM202 53V52H201ZM209 53V52H208ZM21 54V53H20ZM54 54H55V52H54ZM17 55L19 56V54L17 53ZM30 55H31V53H30ZM51 55V54H50ZM203 55H205V52L203 53ZM208 55H212V52H211V54H208ZM226 55V54H225ZM52 56V55H51ZM165 56V55H164ZM168 56V55H167ZM199 56H201V54L199 55ZM213 55L212 56H209V57H211V58H209V57H207V58H205V59H207L208 60V62L210 61V66H208L209 67V69L211 68V67H213V65L216 67V65L218 66L219 65V69H221V67L222 68H224L223 66H224V63H223V60L221 59V58H219V59H217V57L215 56L214 57ZM133 57H134V59H133ZM137 57V56H136ZM186 57H189V59L191 60V61H189L190 63H188L187 61H186V66L187 67H184L183 66V62L185 61L184 59H187ZM196 57V56H195ZM206 57V56H205ZM212 57H214L215 58V60L217 59V64H213L214 62H212L211 63V59H212ZM230 57H228V58H230ZM2 58V57H1ZM8 58V57H7ZM31 58V57H30ZM52 58V57H51ZM225 58V57H224ZM194 59V58H193ZM197 59V58H196ZM202 59V57L199 59V60H201ZM204 59V58H203ZM204 59V60H205ZM210 59V60H209ZM135 62H137V63H135ZM184 60V61H183ZM214 60V59H213ZM220 60H222V61H220ZM22 61V60H21ZM24 61V60H23ZM130 61H132V62H130ZM163 61V62H164ZM203 61V60H202ZM206 61V60H205ZM205 61H203L204 63H205ZM2 62V61H1ZM8 62V61H7ZM119 62V64H122V65H124L123 66V68L122 69H120V72L118 73V76H119V80H116L117 78L115 77V73H113V72H111L112 70H110L111 69V67H112V65H117V66H119L118 64H116V63H118ZM207 62V63H208ZM4 63V62H3ZM130 63H135V68L132 66V68L131 69H133L132 70V72L130 73L129 71H131V69H130V67H131V65H133V64H130ZM188 63V64H187ZM199 63V62H198ZM222 63V64H221ZM48 64V63H47ZM128 64H130L129 65V67H128ZM140 64V65H141ZM148 64H147V66L146 67H148V69L150 70V68L151 67H149L148 66ZM211 64H213V65H211ZM223 65V66H221V65ZM126 65H127V67H126ZM146 65V64H145ZM145 65H141V66H145ZM208 65V64H207ZM206 65V66H207ZM225 66V67H226ZM229 66V67H228ZM23 67V66H22ZM40 67H42L41 69L42 70H40ZM208 67H207V69H208ZM125 68H127L126 70H125ZM137 68H139L138 70L139 71H141L140 70V67H137ZM218 68L216 69V70H218ZM2 69V68H1ZM26 69V70H27ZM116 69H118V68H116ZM124 69V71H122ZM142 69V68H141ZM147 69V68H146ZM157 69V68H156ZM200 69V70H199ZM211 69H213V70H215L214 69V67L213 68H211ZM210 69V70H211ZM145 70V69H144ZM159 70V69H158ZM171 70V69H170ZM169 70V71H170ZM196 70H197V72H196ZM209 70V71H210ZM212 71V73L214 72V73H216V72H218L219 73V71ZM233 70V71H232ZM2 71V70H1ZM113 71H114V69H113ZM137 71V70H136ZM199 71L200 72H202L201 74L199 73ZM207 71V70H206ZM209 71H208V74H211V72L209 73ZM224 71V72H225ZM116 72H117V70H116ZM138 72V71H137ZM145 72H146V70H145ZM147 72H148V70H147ZM153 72H156V70H153ZM194 72H196V75L198 74L199 75V77H194ZM3 73V72H2ZM131 74V79H129L130 77H129V75ZM136 73V72H135ZM139 73V74H140ZM213 73V74H214ZM144 74H146V73H144ZM162 74V73H161ZM162 74V75H163ZM153 75V76H152ZM223 75V76H224ZM117 76V75H116ZM209 76V78H211V79H218L219 80V82L222 80L220 77L222 76V75H218L219 77H216V74H214V76H215V78L213 77V76H211V75H208ZM21 77V76H20ZM146 77V78H147ZM160 77V76H159ZM213 77V78H212ZM116 78V79H115ZM173 78L176 80V81H181L179 84H176V85H174V80H173ZM226 78H225V80H226ZM1 79V78H0ZM3 79V78H2ZM116 81H115V80ZM156 79V80H155ZM160 79V78H159ZM210 79V80H211ZM216 79V80H217ZM232 79V80H231ZM27 80V79H26ZM26 80H23V81H26ZM130 80H132V81H130ZM154 80L156 81V82H158V86L160 85L162 88L164 87V86H166V87H164L163 89H162V91H161V87H159V90H160V92L159 93H155L154 91H152V88H155V91L157 92V86L155 87H153V84L154 83H156V82H154ZM217 80V81H218ZM256 80H257V82H256ZM8 81V80H7ZM21 81V80H20ZM127 82V84H125V82ZM138 81H140V82H138ZM142 81V82H141ZM204 81H206L205 80V78H204ZM213 81H215V80H212V82H208L207 84H206V82H205V84L206 85H203L204 86V88L207 86V88H205L206 90H203V91H205L206 93L205 94H203V95H207V99H208V103L206 102V104H205V101H206V97L202 100L203 102V104L205 105H203V107H201L200 106V101L198 102L199 104H194V106H195V110H198L199 109V107H201V113H202V111H204L205 109H203V108H206L207 109V107L206 106H209L208 104L209 103H212V104H210V106L208 107V108H210V107H212V105H213V107H215L214 106V104L213 103H215L217 100L215 99L216 98V95H217V93L220 91V86H221V84H222V82L223 81H221L220 83L221 84H219V82H218V84L220 85L218 88H217V86H218V84L216 85L215 84V82H213ZM11 82V81H10ZM132 84H130V83ZM138 82V83H137ZM165 82V81H164ZM261 82V81H260ZM12 84H13V82H11ZM24 83V82H23ZM119 83V82H118ZM120 83H119V85H120ZM134 83V84H135ZM199 83V84H198ZM2 84V83H1ZM6 84V83H5ZM11 84V85H12ZM22 84V83H21ZM125 84V85H124ZM224 84L225 83H223V86H224ZM232 84V85H231ZM129 85H131V86H129ZM155 85V84H154ZM157 85V84H156ZM13 86V85H12ZM22 86H23V84H22ZM22 86L20 87L21 89H22ZM118 86V85H117ZM117 86H116V88L114 89V91H117ZM123 86H125L124 88H127L126 90L123 88ZM127 86H129V87H127ZM202 86V87H203ZM229 86V85H228ZM227 86V87H228ZM229 86V87H230ZM24 87H25V83H24ZM131 87V88H130ZM175 87V88H174ZM179 87V86H178ZM180 87H181V84H180ZM180 87H179V89H180ZM181 87V89H183ZM200 87V86H199ZM227 88V89H230L229 91H231L232 89H231V87L230 88ZM264 87V86H263ZM120 88V87H119ZM128 88H130V90L128 89ZM139 88V89H138ZM24 89V88H23ZM22 89V90H23ZM29 89V90H28ZM178 89V88H177ZM196 89H198L197 90V93H196ZM219 89V90H218ZM226 89V90H227ZM2 90H4V87H3V89H1V86H0V103H1V94H2ZM122 90H125L126 91V96H125V92L124 91H122ZM154 90V89H153ZM172 90L174 91V93L172 92ZM176 90V89H175ZM221 90H223L222 88H221ZM121 91L122 92H124V93H121ZM144 91V90H143ZM151 91H152V93H151ZM180 91V90H179ZM12 92V91H11ZM118 92V91H117ZM172 92V94L170 95V93ZM182 92V94H183V92H184V90L183 91H181ZM223 92V91H222ZM151 94L150 96H148L149 94ZM153 93H154V95H153ZM179 93V92H178ZM193 93H195V95L193 94ZM225 93H226V91H225ZM235 93V94H236ZM14 94H17V93H14ZM181 94V93H180ZM193 94V95H192ZM220 94V93H219ZM219 94L217 95V97L219 96ZM222 94V93H221ZM230 94V93H229ZM229 94L228 95H226L225 94V96L226 97H228L229 98ZM234 94V95H235ZM6 95V94H5ZM12 95H13V92H12ZM11 95V96H12ZM133 96V97H136V96ZM145 95V94H144ZM178 95V94H177ZM190 95H192V97L193 98H191V96ZM222 95H224V93L222 94ZM231 95V94H230ZM8 96V95H7ZM7 96H5V97H7ZM17 96H18V94H17ZM175 96V95H174ZM171 97V99L173 98H175V97ZM179 96V95H178ZM191 98V101H190V103L188 102L189 100H190V98ZM199 96V97H198ZM224 96V97H225ZM232 96V95H231ZM230 96V97H231ZM22 97V96H21ZM123 97H122V100H123ZM131 97V96H130ZM148 97V98H147ZM198 97V98H197ZM204 97V96H203ZM210 98V100H209V98ZM222 98V99H224L225 100V98ZM234 97H236V96H233V97H231V99L232 100H228V102H230V101H232V102H230V104L232 103V105L234 104V102L233 101H235V103H236V99H237V97H236V99L235 100H233V98ZM16 98V97H15ZM116 98H118V100L116 99ZM189 98V99H188ZM220 98V97H219ZM221 98L219 99V101H220V105L219 106H222L221 105V102H226L227 100H223V101H221ZM4 99V98H3ZM97 99H96V101H97ZM101 99V100H100ZM99 99V103L101 104V102L100 101H102L103 100V98H100ZM172 99V100H173ZM188 99V100H187ZM196 99H198L197 101H194V100H196ZM238 99V101H240ZM117 100V101H116ZM124 100H125V102H127L128 104H130L131 102V100L130 101H127V99H125L124 98ZM177 100H178V102H179V97L177 98ZM177 100H173L174 102L173 103H175V101H177ZM13 101V100H12ZM91 101H93V103L92 104H90V102ZM146 101V100H145ZM9 102V101H8ZM21 102V101H20ZM120 102V101H119ZM124 102V101H123ZM130 102V103H129ZM172 102V101H171ZM182 102L180 103L181 104V107H183L182 106ZM193 102H192V104H193ZM227 102V103H228ZM102 103L104 104V102L102 101ZM177 103V102H176ZM218 103V101L216 102V104L215 105H218L217 104ZM239 103V102H238ZM240 103H241V101H240ZM7 104V103H6ZM10 104V103H9ZM91 106H90V105ZM133 104V103H132ZM131 104V105H132ZM190 104V105H189ZM223 104V103H222ZM224 104H226V103H224ZM13 105H14V107H16L15 106V104L13 103ZM116 105V106H117ZM120 105V104H119ZM118 105V106H119ZM136 105V104H135ZM172 105H175V104H172ZM196 105H198L199 107H197ZM232 105H230V106H232ZM238 104H234L233 106H237ZM1 107H2V105H0ZM9 106V105H8ZM94 106V105H93ZM129 106V105H128ZM176 106H177V104H176ZM179 106L180 105H178V107L177 108H179ZM191 106V107H190ZM230 106H229V104L228 105H226V107H227V109H228V111H225L224 109H220L219 108V110H217L218 109V106L217 107H215L216 108V110L217 111H219L218 113L219 114H221V118H220V115L218 114V113H214V115H212V116H208V117H211V118H214V117H217V115H219V117H217L219 120L221 119H223L222 121H224L225 122V120H227V119H224L223 117L225 116V117H227V113L230 111V110H232L233 112L232 113H234V109H235V111H238V108H237V110H236V107H233L234 109H230ZM14 107L12 108L13 109V111L11 112L12 114V117L15 115V113L17 114V111L14 109ZM145 107V106H144ZM174 107V106H173ZM225 107V108H226ZM5 108V107H4ZM186 108V110L188 111V109ZM221 108H223V106L221 107ZM1 109V108H0ZM144 109V110H145ZM182 109V108H181ZM180 108H179V110H181ZM194 109H191L190 111H191V113L193 114L190 118H191V120L193 119L192 117L193 116H196V115H194V113H193V110ZM211 109V108H210ZM8 110V109H7ZM24 110V109H23ZM94 110H95V106H94ZM94 110H92L91 112H93ZM175 110H176V108H175ZM174 110V111H175ZM184 110H185V108H184ZM184 110H182L181 112H180V114H178V117L180 116V115H182L181 113H183V111ZM186 110H185V112H186ZM208 110V109H207ZM216 110L215 109H213V111L214 112H216ZM221 110H224L225 112H221ZM2 111V110H1ZM3 111H5V110H3ZM25 111H27V109L25 110ZM83 111V110H82ZM90 111V110H89ZM189 111V112H190ZM199 111V110H198ZM197 111V112H198ZM211 111V110H210ZM210 111H208V112H210ZM111 112V113H112ZM141 112V111H140ZM176 112V111H175ZM200 112V111H199ZM199 112L197 113L198 115H199ZM204 112H206V110L204 111ZM207 112V113H208ZM221 112V113H220ZM79 113H81V112H79ZM172 113V112H171ZM187 113V112H186ZM186 113H185V115H186ZM223 113H225L224 114V116L222 115ZM231 112L229 113L230 115L229 116H231V114H232ZM238 113V112H237ZM237 113H235L236 115H237ZM173 114H174V112H173ZM173 114L171 115V116H173ZM184 114V113H183ZM188 114H190V113H188ZM187 114V115H188ZM210 114V113H209ZM209 114H207V115H209ZM235 114H232V115H234V116H236ZM239 114V113H238ZM258 114H261L262 116H261V118H259V120H258V116H256V115H258ZM119 115V114H118ZM167 115L169 116L170 115V113H167ZM184 115V118L186 117ZM5 116V115H4ZM112 116H113V113H112ZM121 116V114L119 115V117ZM150 116H152V118L150 117ZM176 116V115H175ZM183 116V115H182ZM200 116H201V114H200ZM203 116H204V118L202 117H200V118H198V120L200 119V121H201V124H202V122H205V120H207V118L208 117H206V119H205V116H206V114L204 115L203 114ZM214 116V117H213ZM241 116H243V114H241ZM80 117V116H79ZM97 117V116H96ZM238 117H240V115L238 116ZM237 116L235 117V118H238ZM244 117V116H243ZM243 117H241L240 119H239V125H242V126H245L243 123V120L242 121H240L241 119H243ZM257 117V118H256ZM161 118V119H160ZM166 118L167 117H165L164 119L166 120ZM174 118V116L172 117V119ZM181 118V117H180ZM184 118H182L183 120V124H184V122H185V119ZM187 118V117H186ZM196 118H197V116H196ZM211 118H209L208 119V121H210L211 123H209L208 122V124H211V125H214V123L217 121V118H214L215 119V122L213 123V120L211 121ZM6 119V118H5ZM4 119V120H5ZM78 119V118H77ZM105 119V118H104ZM178 119V118H177ZM176 119V120H177ZM204 120V121H202V120ZM231 119V118H230ZM1 120V119H0ZM29 120V119H28ZM115 120H116V123H115V126H117V128H120L121 127V120L119 119V118H115ZM167 120H171L169 117H168V119ZM167 120H166V122L165 123H167ZM221 120H220V123H218V121L216 122V125H217V123L220 125V128L222 127V130H220V129H218L219 131H218V133H219V137L218 138H220V139H218L215 135H214V137H213V135L211 136L210 134H213V133H216L217 131H216V128H217V126L215 125L214 127V130H215V132H212L211 130H213V128H212V126H210V125H208V126H210L212 129H210V131H211V133H209L210 131H209V128L210 127H206L204 124L203 125H200V123H199V121H198V126L200 125V127L202 126V131H205V129H204V126H205V128H206V131L204 132V134L205 133H209V134H207V135H210L211 137H213V139L215 138V139H217L216 141L218 142L219 140V142H221V143H217V145H216V147H218L217 148V150L218 151H220L219 152V154H222L221 155V157H223L224 155L223 154H225L226 152H228L229 153V151L232 149V148H235L236 149V147H238L239 146V143H237L238 145H236V146H234V144L233 145H231V142L230 141H232L233 139H231V138H234L233 136H231V135H234V133H232V134H230L229 133V131L227 132L226 130L228 129V128H230L229 130H231V126L229 127L228 126V128L226 127L227 125L224 123V124H222V126H221ZM182 121H181V123H182ZM94 122V121H93ZM148 122V121H147ZM177 122V121H176ZM180 122V121H179ZM178 122V123H179ZM188 122L189 123H186V124H190V119H188ZM243 122V123H242ZM1 123V122H0ZM180 123V124H181ZM194 123L196 124V122L194 121V119H193V122H191V124H192V127H191V124H190V126L189 127H191V128H193L192 130H194L195 132H197V129H198V131L201 129L200 127L198 128L197 127V129H196V126L194 125ZM213 123V124H212ZM223 123V122H222ZM177 124V123H176ZM182 124V125H183ZM25 125H27V124H25ZM149 125V124H148ZM185 125V124H184ZM194 125V126H193ZM225 125V126H224ZM1 126V125H0ZM28 126H30V125H28ZM186 126H188V125H186ZM248 126V127H249ZM2 127V126H1ZM26 127V126H25ZM82 127H83V125H82V123L79 125V127L77 126V128H80V130L82 129ZM165 127H167V124H165ZM224 127H226L225 128V133H226V138L225 137H223V139H222V137H221V134H220V132L221 131H223V128ZM11 128V127H10ZM30 128V127H29ZM76 128V129H77ZM152 128V127H151ZM155 128V127H154ZM163 128V129H162ZM187 128V127H186ZM241 128V127H240ZM155 129V130H156ZM208 129V130H207ZM242 129V128H241ZM25 130V129H24ZM172 130V129H171ZM173 130H175V129H173ZM242 130V131H243ZM1 131V130H0ZM27 131V130H26ZM162 131H164V132H162ZM201 131V132H202ZM209 131V132H208ZM247 131V132H246ZM3 132V131H2ZM80 132V131H79ZM172 132H174V131H172ZM176 132V134H177V131H175ZM200 131H199V133H201ZM233 132V131H232ZM8 133V132H7ZM26 133V132H25ZM30 133V132H29ZM155 133H153L154 134V136H155ZM159 133H161V134H159ZM198 133V132H197ZM198 133V135H199V138L201 139L202 137H200V135L202 136V134H199ZM227 133H229L230 135H228V136H230L231 138V140L230 139H228V136H227ZM2 134V133H1ZM1 134H0V136H1ZM11 134H14V133H11ZM174 134V133H173ZM204 134H203V138H204ZM8 135V134H7ZM78 135L80 136V134L78 133V131H77V137H78ZM162 135V136H161ZM205 136V138L207 137V139L209 138L210 139V137L209 136ZM21 136V135H20ZM171 136V135H170ZM174 136V135H173ZM172 136V137H173ZM177 136V135H176ZM179 136V135H178ZM153 137V136H152ZM156 137V138H157ZM4 138V137H3ZM2 138V139H3ZM20 138V137H19ZM177 138V137H176ZM203 138L201 139L202 141H201V144H202V142H203V144L202 145H205L206 146V141L204 142L203 141ZM225 138V139H224ZM9 139V138H8ZM160 139V138H159ZM173 139H175V138H173ZM181 139V138H180ZM185 139V138H184ZM206 139V140H207ZM214 139V140H215ZM22 140V139H21ZM24 140V139H23ZM158 140V139H157ZM178 140H179V137H178ZM185 140H187V139H185ZM189 140V139H188ZM205 140V139H204ZM211 141H214V140H212V138L210 139ZM209 140V141H210ZM222 140V141H221ZM225 140V141H224ZM227 140H230V141H228L226 144L224 143V142H226ZM11 141H13V140H11ZM182 141V140H181ZM208 141V143L207 144H209V145H211V148L213 147L212 145H214L215 146V143H216V141H214L215 143H210ZM224 141V142H223ZM156 142V141H155ZM160 142V141H159ZM222 142L224 143V145H222ZM233 142L236 144V142L233 140ZM237 142H238V140H237ZM0 143H2V142H0ZM5 143V142H4ZM158 142H156L155 144H157ZM172 144H173V140H172V142H171ZM177 143V142H176ZM180 143V142H179ZM184 143V142H183ZM188 143V142H187ZM244 143H243V145H244ZM245 143V144H246ZM12 144H13V142H12ZM20 143H18V145H19ZM160 144V143H159ZM171 144V145H172ZM189 144L191 145V146H194V147H196L195 145H192V143L191 142H189ZM188 144V146H189V150H188V152H190L188 155L189 156H193V152H196V153H194V155H196L195 157H196V159L195 160H193L191 157H189V156H187V157H189V158H191L190 160H191V162H192V160H193V162L195 161V164H196V162H198L199 160L198 159H201V157L203 156V155H205V156H207V154L209 153V156H208V158L207 159H209L208 160V163H205L207 160H205L203 157V160L205 161V162H202V159H201V161L200 162H198L199 164H197L196 166H195V164L193 163V165L195 166V169L197 168V171H202V166L204 167V164H207V165H210V164H212V163H209V162H211L210 160H212L213 161V154H212V156H211V151L208 149V147H210L209 145H208V147L206 148L205 146H202V148L205 150V148L206 149H208L209 150V152L208 153H206V152H204V150H203V153H205V154H201L202 156H200L199 155V158L197 157L198 155H197V152L199 151V149L196 151V150H194L193 151V149H192V147L190 146ZM193 144H194V142H193ZM222 145V148L223 149H220V146ZM229 144V145H228ZM246 144V145H247ZM11 145V144H10ZM9 145V146H10ZM174 145V144H173ZM226 145V146H225ZM240 145H242V141H240ZM242 145V146H243ZM21 146V145H20ZM107 147H108V144L106 145ZM160 146V145H159ZM158 146V147H159ZM182 146H183V144H182ZM242 146H239L240 148L242 147ZM263 146V147H262ZM7 147V146H6ZM11 147V146H10ZM109 147H111V146H109ZM157 147V148H158ZM174 147H176V146H173V148ZM180 147V146H179ZM245 148H246V146H244ZM3 148V147H2ZM17 148H18V146H17ZM65 148V147H64ZM67 148V147H66ZM177 148V147H176ZM182 148V147H181ZM192 150H191V149ZM257 148V149H258ZM180 149V148H179ZM179 149H177L176 151L178 152V150ZM183 149H185V147H183ZM181 150V152L183 151V156H185V152H187V151H185V150ZM196 149V148H195ZM242 149H244V148H241V151L243 152V151H245V149L244 150H242ZM261 149V150H262ZM67 150V149H66ZM186 150H187V148H186ZM207 150V151H208ZM212 150V149H211ZM215 150V149H214ZM216 150V152H218ZM240 150V149H239ZM239 150L237 149V153L236 154H238V155H236L235 153H233V150H232V153H233V156L234 155H236V156H239ZM6 151V150H5ZM15 151H18V149L17 150H15ZM99 151V150H98ZM123 151V150H122ZM191 151H193V152H191ZM3 150L0 148V176L1 175H5V174H9V172L10 173H14V169L12 168V165H13V163L15 162V161H18L17 160V154L16 155H14L13 157H11V159H9V160H7V161H5L4 160V155H3ZM173 152H174V150H173ZM180 151L178 152L179 154L181 153ZM200 152H201V150L199 151V154H200ZM215 152V153H216ZM231 152V151H230ZM246 153H247V151H245ZM245 152H243L244 154H245ZM252 152H253V150H252ZM263 152V151H262ZM33 153V151H29V153H25V154H23V156H24V160H25V163H26V165H27V167H28V169H31V167H32V154H34ZM123 153V152H122ZM125 153V152H124ZM175 153V152H174ZM173 153V154H174ZM178 153H176V154H174L173 155V158H176L177 157V155H178ZM202 153V152H201ZM5 154V153H4ZM108 154H109V152H108ZM110 154H111V152H110ZM114 155H115V153H113ZM126 154V153H125ZM125 154L123 155V154H120V156L121 155H123V156H125ZM129 154V153H128ZM127 154V155H128ZM165 154H167V153H165ZM191 154V155H190ZM219 154H217V155H219ZM253 154H255V153H253ZM263 154V153H262ZM98 155L100 156L101 155V151H99V153H98ZM112 155V154H111ZM117 155V154H116ZM115 155V156H116ZM147 155V154H146ZM181 155V154H180ZM217 155L215 154V156L217 157ZM240 155H241V153H240ZM249 155V154H248ZM247 154L243 157V159H242V157H240L241 158V160H243V162L242 161H239V164L240 165H245V164H241V163H244V158H245V162L247 161L246 159L247 158H249V157H251V156H249V157H246V156H248ZM264 155V154H263ZM98 156V157H99ZM110 156V155H109ZM132 156V155H131ZM168 156H169V153H168ZM168 156H166V158L168 157ZM179 156V155H178ZM182 156V155H181ZM232 156V157H233ZM236 156L235 157H233V159L235 158V160L234 161H236ZM242 156H243V154H242ZM6 157V156H5ZM170 157H171V160L170 159H167L166 160V162H168V160H170V161H174L173 160V158H172V154L170 155ZM180 157V156H179ZM194 157V156H193ZM210 157H211V159H210ZM216 157H214V158H216ZM264 157V156H263ZM120 158H122V157H120ZM165 158V159H166ZM178 158V157H177ZM183 158V157H182ZM181 157H180V159L179 160H175V162L176 161H180V163H179V167H178V169H176V168H172V171H173V169H174V172H176V170H177V172L176 173H174V176L176 177V174L178 173V180H179V184H181V186H185V185H183V183L185 184L186 182L187 183H191V185L194 183V185L193 186H195L196 184H195V182L197 183V188H198V186L200 185L201 186V184L203 185V183L204 182H207V181H204V179L206 180V178H204V175L203 174H201V175H199L200 173H194L196 170L194 169V168H192V169H194L193 171L192 170H190V168L192 167L191 165V163H189L188 165L189 166H191L190 168H189V172H191V175L192 174H194L193 176H194V179H192V177L193 176H191V177H189V174H187V167H186V165L184 166L183 165V162L185 163V161L183 160L184 158H185V160L186 161H188L187 159H186V157H184L183 159H182ZM231 158V157H230ZM238 158V157H237ZM18 159H20V157H18ZM60 159V160H59ZM61 159H63V158H61V157H59L58 156V159H57V163L58 164H60V163H62V161H61ZM70 159V158H69ZM161 159H162V157H161ZM219 159V161H221L222 159L224 160H222L221 162L222 163H224L225 162V159L224 158H218ZM239 159V158H238ZM128 160V159H127ZM126 160V161H127ZM216 160H217V158H216ZM216 160L214 161V163H218V165H215V164H212V165H214L215 167H216V169L215 168H213V167H211V168H213V169H215V171L217 172V174L218 173H222L221 171L222 170H224L223 171V175H226V173H225V171L227 170H225V169H223V167H220V164H221V162L219 163V161L218 162H216ZM249 160H251L252 161V158H249L248 159V161ZM58 161H61V162H58ZM69 161V160H68ZM125 161V162H126ZM163 161H164V159H163ZM183 161V162H182ZM247 161V162H248ZM19 162V164H21V162H23L22 161V158H21V160L20 161H18ZM112 162H114V161H112ZM128 162V161H127ZM241 162V163H240ZM255 162V160L253 161V163ZM116 158H115V162H114V164L113 165H116V164H118V163H116ZM173 163V162H172ZM178 163V162H177ZM187 163V162H186ZM203 165H202V164ZM238 163V162H237ZM236 163V167L238 166V167H240L238 164ZM23 164H24V162H23ZM110 164H112V163H110ZM176 164V163H175ZM225 164V163H224ZM233 164H235V163H233ZM248 166H249V164H250V166L248 167L247 165V170H249V171H252L251 172V174H252V176H254L255 174H256V172H253L254 170L256 171L257 169H254L253 168V166H255V165H253L252 166V164H251V162L249 161L248 163ZM264 164V161H263V163H262V167L264 166L263 165ZM199 165H201V168H199ZM206 165V166H207ZM51 166H53V165H51ZM175 165H174V167H176ZM198 166V167H197ZM222 166V165H221ZM243 166H241V167H243ZM252 166V168H253V170H251V169H249L250 167ZM14 167V166H13ZM66 167V166H65ZM115 167V166H114ZM187 169H186V168ZM225 167H227V166H225ZM235 167V165H234V172H237L236 170H239V169H237ZM261 167V168H262ZM55 168V167H54ZM116 168H117V170H118V166L116 165ZM121 169H119V170H122V169H125V168H127V167H120ZM243 168H245V167H243ZM199 169V170H198ZM201 169V170H200ZM203 169H206V167H204ZM211 170V172L210 173H213V171L214 170ZM219 169H220V171H219ZM222 169V170H221ZM236 169V170H235ZM41 170V169H40ZM56 170H57V168H56ZM246 170V169H245ZM245 170H242L241 169V172H244ZM261 170H263V171H261ZM58 171V170H57ZM171 171V172H172ZM262 172L261 173V175H259L258 173V175L257 176H260V177H262L261 179L259 178V183L260 184H256L257 185V187L254 185V184H252L251 182L253 181V180H255V179H253L252 177H251V179L249 180V182L251 183V184H249V185H254V186H252V187H254L253 189L254 190H252V193H251V195L253 194V192H256L257 193V191H258V193H259V191H260V193H259V195H258V193H257V195L260 197V194L262 193L263 195H264V167L262 168V169H260L259 170V172ZM25 171H23V173H24ZM68 172V171H67ZM116 172V171H115ZM193 172V173H192ZM227 172V171H226ZM229 172V171H228ZM227 172V173H228ZM232 172V171H231ZM22 173V172H21ZM173 173V172H172ZM209 173V175L208 176H210V177H212V174H210ZM225 173V174H224ZM54 174V173H53ZM99 174V173H98ZM187 176H186V175ZM195 174H197L198 176L197 177H200V178H202L203 177V179H200L199 181H200V183L198 184V178H196L195 176ZM206 174H208V173H206ZM236 174V173H235ZM245 174V172L243 173V175ZM246 174H248L247 173V171H246ZM251 174L249 173L248 174V176H251ZM21 175V174H20ZM24 175L25 174H23V177H24ZM47 175H49V174H47ZM68 175H69V172H68ZM171 175V174H170ZM218 175H221V174H218ZM236 175H238V174H236ZM22 176V175H21ZM41 176V175H40ZM45 176V175H44ZM121 176V175H120ZM173 176V177H174ZM185 176L187 177L186 179H184L185 178ZM222 176V175H221ZM226 176H228V174L226 175ZM225 176V177H226ZM233 176L235 177V175L233 174ZM256 176V175H255ZM56 177V176H55ZM60 177V176H59ZM176 177V178H177ZM189 177V178H188ZM209 177V178H210ZM223 177V179H225L226 180V178H224V176H222ZM229 177V176H228ZM41 178V177H40ZM53 178V177H52ZM130 178V177H129ZM160 178V180H158L159 181V183L158 182H156V178H154V179H156V180H154L155 181V183H153L155 186H156V183H158V184H164V182H166L165 180H164V182H161V177H159ZM195 178H196V181L195 182H193L194 180H195ZM208 178V177H207ZM218 178H220V181H219V179H218V184H217V186L219 187V188H221V189H219V190H223L224 188H225V186H226V191H222V192H220L221 193V196H222V194L224 193V195H223V197H228L230 194H232L233 195V191H234V194L236 195L237 193H239V191L241 192V191H243V193H245L244 192V190H242L241 189V187H239V186H237V187H239V190H238V188H234V186H236V184L234 183V185L232 186L231 184V186L229 185V182L231 181V179L230 178H227L228 180H227V182H228V184H227V182L226 183H224V181L222 182L221 180H223L220 176L218 177ZM236 178H239V175L238 176H236ZM243 178V180L246 178H244V177H242ZM257 178V177H256ZM165 179V178H164ZM191 180V181H189L188 182V180ZM212 179H213V177H212ZM239 179H241V177L239 178ZM249 179V178H248ZM6 180V179H5ZM4 180V181H5ZM51 180V179H50ZM171 180H173V182L175 181L176 182V180L177 179H172L171 178V176H170V181ZM202 180L204 181L203 183H201L202 182ZM211 180V179H210ZM236 180V179H235ZM245 180H247V178L245 179ZM252 180V181H251ZM32 181V180H31ZM30 181V182H31ZM35 181L36 180H33V183H35ZM163 181V180H162ZM186 181V182H185ZM237 181V180H236ZM239 181V180H238ZM237 181V182H238ZM240 181H242V179L240 180ZM239 181V182H240ZM39 182V181H38ZM41 182V181H40ZM126 182V181H125ZM168 183L167 184H169V180L167 181ZM172 182V181H171ZM170 182V183H171ZM175 182H174V184H175ZM236 182V183H237ZM238 182V183H239ZM248 182V181H247ZM248 182V183H249ZM254 182V181H253ZM255 182H256V180H255ZM4 183H6V182H4ZM15 183V182H14ZM152 183V182H151ZM178 183V182H177ZM230 183H233V182H230ZM237 183V184H238ZM245 183V182H244ZM25 184V183H24ZM41 184V183H40ZM60 184V183H59ZM128 184V183H127ZM157 184V185H158ZM166 184V183H165ZM164 184V185H165ZM167 184L165 185V186H167ZM178 184V185H179ZM239 184H241V183H239ZM238 184V185H239ZM5 184H3L1 181H0V194H2V192H4V194L5 193H9V196H10V199L8 200H4L3 198H4V196L1 198L0 197V221H3V222H8V223H10V220H11V218L13 219V217H14V213L15 212H17V211H19V210H21L22 211V209H28V207H29V209H28V211L31 209V207H30V204H29V202L30 201H34V199H31L30 197H29V194H26L25 193V195H24V193L23 194H21L20 192H19V194L18 195H15L13 192L14 191H12V189H11V187H10V189H6L5 187L6 186H4ZM30 185V184H29ZM61 185V184H60ZM73 185V184H72ZM120 185H122V184H120ZM162 185H159V186H161V188H163L164 187V189L163 190H167L166 189V187L165 186H163L162 187ZM171 185H173L172 183H171ZM177 184H175L174 186H176ZM177 185V186H178ZM16 187L18 186L17 184L15 185ZM62 186H63V184H62ZM155 186H153V188L155 187ZM159 186H158V188H159ZM169 186V185H168ZM167 186V187H168ZM174 186H170V190H172V187H174ZM186 186H187V184H186ZM185 186V187H186ZM193 186H190L189 187V185L187 186V191H186V193L187 192H189L190 191V193H191V195L192 194H195L196 195V191L194 192V193H192L191 191H192V189L193 188H195L196 189V187H193ZM199 186V187H200ZM241 186V185H240ZM258 186H259V189H257L258 188ZM15 187V188H16ZM31 187H32V184H31ZM182 187V188H183ZM227 187H230V188H227ZM15 188H14V190H15ZM59 188V187H58ZM65 188V187H64ZM157 188V187H156ZM176 188H179V187H176ZM175 188V189H176ZM181 188V189H182ZM223 188V189H222ZM232 188H234V190L232 191V193H229V195H226V194H228L227 193V190L228 189H232ZM246 188V187H245ZM248 188V187H247ZM135 189V188H134ZM152 189V188H151ZM174 189V188H173ZM174 189V190H175ZM180 189V188H179ZM199 189V188H198ZM197 189V190H198ZM241 189V190H240ZM255 189H257V191L255 190ZM1 190H2V192H1ZM153 190V189H152ZM155 190V189H154ZM162 190V189H161ZM225 190V189H224ZM238 192H237V191ZM69 191V190H68ZM128 191V190H127ZM131 191V190H130ZM179 191V190H178ZM45 192H47V191H45ZM152 192V191H151ZM155 192V191H154ZM176 192H177V190H176ZM208 192V191H207ZM207 192H205L207 195L206 196H208L209 198H207L206 196H205V194H203L202 196L204 197V198H199V197H197V196H195V198L197 199H195L193 196L194 195H192L191 197L189 196V202H190V204L192 205V203L191 202H193V203H195V201H197L198 202V199L200 200L201 199V202L203 203L204 201L206 202L208 199H209V201H207V203H206V205H204L205 204V202H204V204H202L201 205V207H200V204L199 203H197L198 204V206H199V208L197 209V211L198 212H200V214L201 213H203V212H201V211H199V210H201V209H203V210H205V208H206V210L204 211V212H207V215L209 214V213H211L212 215L210 216L209 215V217H213V219H211V222L212 221H214V214H215V212H214V214H213V211H215V210H217V209H214V208H216V207H214L215 205H217L218 206V202H221L220 200H222L221 199V197H220V200H219V198L218 197H216V196H218V194H216V196H214V197H212V194H213V192H210V194H208ZM225 192H226V194H225ZM60 193V192H59ZM59 193H58V195H59ZM138 193V192H137ZM185 193V192H184ZM190 193L189 194H187V196H186V198L188 197V195H190ZM220 193H219V196H220ZM242 192H241V194H243ZM250 193V192H249ZM255 193V194H256ZM3 194V195H4ZM39 194V193H38ZM47 194V193H46ZM240 194V193H239ZM241 194H240V196L237 194L236 196H238V197H236L237 199L239 198V199H241ZM255 194L254 195H252V196H255ZM41 195V194H40ZM66 195V194H65ZM71 195V194H70ZM125 195H127V194H125ZM136 195V194H135ZM178 195V194H177ZM184 195H186V194H184ZM214 195H215V193H214ZM245 194H243L242 195V197L244 196ZM2 196V195H1ZM50 196V195H49ZM48 196V197H49ZM60 196V195H59ZM211 196V197H210ZM258 196H255L257 199H255V197H252V200L253 199H255L254 201H257V202H259V203H256V202H254V201H252L249 197H251V196H249V194H248V196H247V198H249V199H246V201L248 202V201H252V202H254V203H252V204H250V206L252 205V207H258V209H261V210H263L264 211V203H262V202H264V199L262 200L261 198H264V196H262L261 198H260V200H258L259 199V197ZM53 197H56V196H53L52 195V198ZM126 197V196H125ZM124 196H123V199L125 198ZM205 197H206V199H205ZM222 197V198H223ZM230 197H233V196H231L230 195ZM230 197H229V199L227 198H224L223 199V205L222 206H225V203L226 202H228V200H229V202H230ZM42 198V197H41ZM51 198V197H50ZM51 198V199H52ZM59 198V197H58ZM63 198V197H62ZM65 198V197H64ZM131 198H133V197H131ZM191 198H192V200L193 199H195V200H193V201H191ZM212 198V199H211ZM213 198H215L216 200L214 201L213 200ZM218 198V199H217ZM36 199H40V197H36ZM48 199V198H47ZM144 199V198H143ZM188 199V198H187ZM236 199V200H237ZM238 199V200H239ZM244 199V198H243ZM38 200H36V201H38ZM55 200V199H54ZM53 200V201H54ZM172 200V199H171ZM226 200V201H225ZM232 200V199H231ZM40 201H42V200H40ZM119 201V200H118ZM176 201V200H175ZM210 201H213L214 203L216 202L217 204H215L214 206H213V204L212 203H208V202H210ZM224 201H225V203H224ZM240 201V200H239ZM244 201V200H243ZM242 201V203H244V206L246 207V205H248V204H246L245 205V202H243ZM262 201V202H261ZM70 202V201H69ZM111 202V201H110ZM113 202V201H112ZM172 202V201H171ZM189 202H188V204H189ZM54 203V202H53ZM61 203V202H60ZM146 203V202H145ZM256 203V204H255ZM38 204V203H37ZM56 204V203H55ZM54 204V205H55ZM102 204V203H101ZM182 204H184V203H182ZM197 204H194V206L196 205L197 206ZM228 204V203H227ZM226 204V205H227ZM255 204V205H254ZM44 205H47V204H44ZM107 205V204H106ZM170 205V204H169ZM168 205V206H169ZM208 205H209V208L211 207V206H213L211 209H213V210H211V209H207V207H208ZM211 205V206H210ZM254 205V206H253ZM174 206V205H173ZM190 206V205H189ZM193 206V205H192ZM205 206H207V207H205ZM220 206V205H219ZM222 206H221V208H222ZM242 207H243V204L241 205ZM65 207H67L66 205H65ZM167 207V206H166ZM181 207H183V205L181 206ZM191 207V206H190ZM205 207V208H204ZM241 207V210H243V209H245V208H242ZM256 207V208H257ZM33 208V207H32ZM37 208H39V207H37ZM201 208V209H200ZM221 208H218V210L220 209L221 210ZM247 208V207H246ZM256 208H253L254 210H252V208H251V210H252V212L254 211H257V210H255ZM34 209V208H33ZM35 210V209H34ZM33 210V211H34ZM62 210V209H61ZM170 210V209H169ZM251 210H250V212H249V209H248V213H250V214H245L244 213V210L243 211H241V213H240V216H239V219L237 218V222L238 221H240V223L242 224V223H244V222H247L248 223V221L250 222L249 224L250 225H252L253 224V222H255L256 223V221H257V219H259V217H260V219H259V221H261V222H263V219H264V212H262L261 210V212H262V214H261V212H259V210H258V212H255V215L253 214V213H251ZM20 211V212H21ZM38 211V210H37ZM58 211H59V209H58ZM150 211V210H149ZM167 211V210H166ZM212 211V212H211ZM23 212H25V211H23ZM35 212V211H34ZM197 212V215L199 214ZM221 212H223V211H221ZM243 212V213H242ZM29 213V212H28ZM64 213V212H63ZM71 213V212H70ZM75 213V212H74ZM189 213H191L190 211H189ZM258 215H257V214ZM261 214V216H259L260 214ZM29 214H31V210H30V213ZM69 214V213H68ZM72 214V213H71ZM92 214V213H91ZM103 214V213H102ZM167 214V213H166ZM170 214V213H169ZM199 214V215H200ZM206 213H203L202 215H201V217H200V220H199V215L197 216L198 218V220H199V222H201V226H199V228H200V230H201V228H202V226H204V225H212L211 224V222H209L210 221V219L208 218V216H206L205 215ZM219 214V213H218ZM223 214V213H222ZM251 214H252V216H251ZM16 215V214H15ZM34 215V214H33ZM101 215V214H100ZM206 217H205V216ZM250 215V216H249ZM257 215V216H256ZM13 216V217H12ZM25 216V215H24ZM37 216V215H36ZM182 216H184V215H182ZM186 216H187V214H186ZM204 216V217H203ZM255 217L256 216V220L255 219H253V220H250V219H252L251 217ZM259 216V217H258ZM263 216V217H262ZM30 217V216H29ZM106 217V216H105ZM190 217H191V215H190ZM203 217V218H202ZM258 217V218H257ZM262 217V218H261ZM15 218V217H14ZM205 218H207V219H209V220H207V219H205ZM33 219V218H32ZM76 219V218H75ZM190 219H192V217L190 218ZM203 219V220H202ZM205 219V220H204ZM217 219V218H216ZM262 219V220H261ZM18 220V219H17ZM184 220H186V219H184ZM202 220V221H201ZM243 220V221H242ZM247 220V221H246ZM205 221V222H204ZM206 221H208V223L206 222ZM28 222V221H27ZM180 222V221H179ZM24 223V222H23ZM63 223V222H62ZM65 223V222H64ZM182 223H183V220H182ZM203 223H204V225H203ZM206 223V224H205ZM210 223V224H209ZM233 223H235V222H233ZM254 223V224H255ZM66 224V223H65ZM68 224V223H67ZM96 224V223H95ZM176 223H174V225H175ZM186 224V223H185ZM215 224V223H214ZM219 224V223H218ZM223 224V223H222ZM236 224V223H235ZM263 224H264V222H263ZM166 225V224H165ZM169 225V224H168ZM226 225V224H225ZM244 225H245V223H244ZM247 225V224H246ZM257 224H255V225H253V226H255V228H257L258 227V225L256 226ZM10 226H12V225H10ZM188 226V225H187ZM216 226H217V224H216ZM249 226V225H248ZM253 226H249L250 228H254ZM1 227V226H0ZM87 227V226H86ZM89 227V226H88ZM180 227V226H179ZM189 227V226H188ZM208 227V226H207ZM210 227V229L212 230V228H213V226H212V228H211V226H209ZM224 227V226H223ZM29 228V227H28ZM94 228H96L95 226H94ZM168 228H169V226H168ZM204 229H202V231L203 232H205L206 230H207V228H206V226H204L203 227ZM218 228H222L221 226L220 227H218ZM217 228V231L219 230ZM4 229V228H3ZM2 228H0V239L1 238H3L4 236H6V233H8V235H7V237H4L3 239V242H1L0 243V264H18L17 263V259H15V257L13 256V255H11V250H9V249H7V246H8V243H6V242H9L8 241V239L9 238H11V237H9V232H7V230H6V232H5V230H3ZM84 228H82V230H83ZM87 229V228H86ZM97 229V228H96ZM104 229V228H103ZM176 229V228H175ZM189 228H187L186 229V231L188 230ZM195 229V228H194ZM206 229V230H205ZM222 229H224V228H222ZM221 229V230H222ZM12 230V229H11ZM93 230V229H92ZM99 230H101V229H99ZM177 230V229H176ZM184 230V229H183ZM200 230H198L199 232H200ZM211 230H209V231H211ZM221 230H219L217 233H221L222 231ZM258 230V231H257ZM259 227L257 228V229H255L254 231H257V232H259ZM10 231V230H9ZM23 231V230H22ZM86 231V230H85ZM91 231V230H90ZM193 232H194V230H192ZM191 231V232H192ZM196 231V230H195ZM201 231V233H203ZM208 231V230H207ZM221 231V232H220ZM251 231V230H250ZM249 231V233H252V232H250ZM5 232V233H4ZM89 232V231H88ZM192 232V233H193ZM213 231H211V233H212ZM224 232V231H223ZM221 233V235L222 234H224V233ZM13 233V232H12ZM15 233H17V232H15ZM171 233H173V231L171 232ZM197 233V234H196ZM205 233H207V235L206 236H209L208 237V240H206L207 238L206 237H204V240H206L205 241V243H206V245H207V243L211 240H209V238H212L213 236H214V239L212 240V243L211 242H209L208 244V246H210L211 244H214L215 242H217V241H215V242H213L214 240H215V235H216V233L214 234V232L211 234L212 235V237L210 236V233L209 232H205ZM205 233H203V235H201V240H202V237L203 236H205ZM209 234V235H208ZM255 234V233H254ZM15 235V234H14ZM20 235V234H19ZM188 235V234H187ZM192 235V234H191ZM193 235H194V233H193ZM192 235V236H193ZM195 235H197V236H200L199 234H198V232L196 231L195 232ZM249 235H252V234H249ZM184 236H185V240H184ZM183 237H181V239L183 238V240H181V242L179 243V244H181V245H183V241H184V244L185 243H187V242H185V241H187V239H186V237H188V236H186V235H184ZM191 236V237H192ZM197 236H195V238L197 239L198 237ZM220 236V234L219 235H217V237H219ZM13 237V236H12ZM15 237V236H14ZM13 237V238H14ZM194 237V236H193ZM216 237V238H217ZM254 237V236H253ZM5 238H7V239H5ZM13 238L11 239V241L13 240ZM194 238V239H195ZM200 238L199 239H197V240H199V241H201L200 240ZM222 238V239H221ZM223 238H224V235H222V237L220 236V238L219 239H221V241H223ZM257 238V237H256ZM190 239V238H189ZM258 239V238H257ZM10 240V239H9ZM217 240H218V238H217ZM15 241V240H14ZM14 241H12L13 243H14ZM91 241V240H90ZM190 241H191V239H190ZM190 241H188L189 243H190ZM196 241V240H195ZM195 241H192V242H194L195 243ZM208 241V242H207ZM192 242H191V244H192ZM219 242V241H218ZM217 242V243H218ZM6 243V244H5ZM16 243V242H15ZM14 243V244H15ZM203 243H204V241H203ZM205 243L202 245L201 244V242H197V245L198 244H201V250H200V252L198 251V249H199V247H200V245H198L197 246V248H196V250H195V252H197L196 253V255L198 256L199 254H200V256L202 255L203 257H204V253L202 252V251H204L205 252V250L206 251H208V249H206V248H203V246H205ZM211 243V244H210ZM222 243V242H221ZM225 243V242H224ZM2 244V245H1ZM12 244V243H11ZM216 244V243H215ZM214 244V246H216ZM250 244H251V242H250ZM10 245V244H9ZM217 245H219L220 246V243L219 244H217ZM213 246V245H212ZM218 246V248H220ZM222 246H224V244H222ZM9 247V246H8ZM10 247H11V245H10ZM217 247V246H216ZM257 247V246H256ZM12 248H13V245H12ZM16 248V247H15ZM203 248V249H202ZM223 249H226V248H223ZM222 249V250H223ZM252 249V248H251ZM12 250H14V249H12ZM209 250H210V247H209ZM227 250V249H226ZM224 251V250H223ZM4 252H7V254L8 255H5L4 254ZM209 252V251H208ZM212 253H213V251H211ZM13 253H14V251H13ZM206 253V252H205ZM215 253H216V249H215ZM215 253H213V254H215ZM223 253V252H222ZM204 254V255H203ZM213 254H211L210 252H209V256L207 255V253H206V255H207V257H208V259H206L207 257H206V255H205V257L206 258H202V259H206V261L207 260H209V261H207L206 263L203 261V263L204 264H209V263H211V261H210V259H211V257L213 258L214 257V255ZM220 254V253H219ZM224 254V253H223ZM227 254V253H226ZM252 254H253V252H252ZM195 255V256H196ZM38 256V255H37ZM163 256H165V255H163ZM167 256V255H166ZM196 256V257H197ZM200 256H198V259H199V261H201V257ZM218 254H216V261L217 260H219V262L221 263V262H224L225 261V259H226V257L224 258V260L223 261H221L220 259H217L218 257H220V255L218 256ZM257 256V255H256ZM139 257V256H138ZM162 257V256H161ZM200 257V258H199ZM214 257V258H215ZM235 257V256H234ZM239 257V256H238ZM248 257V256H247ZM167 258V257H166ZM192 258V257H191ZM228 258V257H227ZM253 258V257H252ZM193 259V258H192ZM245 259H246V257H245ZM260 259H262V258H260ZM140 260H142V259H140ZM197 260V259H196ZM196 260H195V262H196ZM211 260H214V259H211ZM228 260V259H227ZM193 261H194V259L192 260V263H193ZM198 261V260H197ZM198 261V262H199ZM237 261V260H236ZM20 262V261H19ZM198 262H196V264L198 263ZM202 262V261H201ZM218 261L217 262H212V264L214 263V264H216V263H218V264H220ZM226 262V261H225ZM224 262V263H225ZM231 262V261H230ZM126 263V262H125ZM139 263V262H138ZM190 263H191V261H190ZM189 263V264H190ZM200 263V262H199ZM198 263V264H199ZM202 263V264H203ZM132 264H134L133 262H132ZM161 264H162V262H161ZM222 264V263H221ZM231 264V263H230ZM240 264V263H239ZM244 264V263H243ZM250 264V263H249Z\"/></svg>",
  "mask_w": 264,
  "mask_h": 264
},
{
  "label": "crops",
  "instance_id": "3",
  "mask_svg": "<svg viewBox=\"0 0 264 264\" xmlns=\"http://www.w3.org/2000/svg\"><path fill=\"white\" fill-rule=\"evenodd\" d=\"M25 33H26V35L28 37V40L31 41V39H30V33H28V30L27 29L25 30Z\"/></svg>",
  "mask_w": 264,
  "mask_h": 264
}]
</instances>
